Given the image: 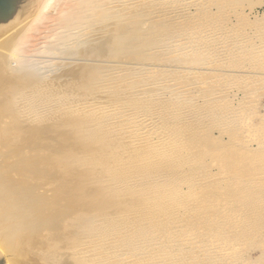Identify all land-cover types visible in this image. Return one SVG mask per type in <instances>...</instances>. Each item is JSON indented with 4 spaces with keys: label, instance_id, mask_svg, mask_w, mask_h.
Returning a JSON list of instances; mask_svg holds the SVG:
<instances>
[{
    "label": "rangeland",
    "instance_id": "1",
    "mask_svg": "<svg viewBox=\"0 0 264 264\" xmlns=\"http://www.w3.org/2000/svg\"><path fill=\"white\" fill-rule=\"evenodd\" d=\"M58 0H52L51 4H50V10L51 8L53 9V6L55 5V3ZM122 1V0H121ZM142 1V2H141ZM148 1V2H146ZM152 0H127L125 2V0H123V2L120 3L119 2L116 4V0H114L113 4H109V9L108 10H96V13H94V17H92V28H80V31H78L77 29H74L75 34L70 36V35H66V34H60V37H58L59 39H61L59 42L60 45L58 43H56V45L58 47L61 46V44H63L61 46L62 49V53L60 50V48L55 46V42L57 40V35L53 36V40L50 41V46H46L43 49H41L40 52H38L37 54H34L33 56L26 57V55H20L18 56L17 61H14V66L17 67V69L15 70H11V72L9 71V75L13 77H18L20 80L25 79V77L28 75L27 73L31 74L35 73V69L38 70L39 73H43L45 75V83H46V94L44 95L43 99L44 102H49L50 101V108L45 110L43 112V114H37L36 112H31L28 114V118L27 121L22 122L20 119L13 120L10 118L8 119L7 117H0V162L4 165H2L0 163V185L3 186L5 185L7 182L9 184H11L13 186L14 189L9 190L7 197H9V199H17V201H20L19 203L21 204L23 200L25 201V204L29 205L28 202L31 203L32 205V200L33 202L37 203L40 202V204L43 207V210L47 208V210L44 211L45 216L46 217H50V215L48 214H52L54 216V209H57L56 207L58 206V209H60L61 213V217H60V226L61 229L58 231V235H55L54 232L49 231V230H44L41 232V234L38 236L39 239L37 240H32V239H28V238H24L22 240L16 241L14 244H11L12 247L5 252L2 247H0V260L3 261L4 263V257L7 255H10L9 257H11L13 259V261H17L18 264L22 263V264H26V261L33 262L35 261H39L40 264H80L78 263V259L76 258V256L73 255V253L71 252L70 249V243L68 242L69 239L67 238V236L70 235V233H67L66 228H67V224L70 223V217L66 218V216H64L66 213L70 214L71 216H73V218L75 217H80L83 213H85L88 210V206L89 204H87L88 202L90 203L92 201V203L90 204L92 206L93 209H95V216L96 218H100L103 217L102 215L104 214H109L111 212H117L118 210H120L119 208H124L125 205H103L101 204V202L99 201V198L97 196V193L99 192V190L101 189L99 185V180L96 178L94 179L93 176H95L96 174H98L97 170H100L99 167H97L95 164H88V163H84V164H72V162L70 160H73L75 157L77 158L78 156L80 157H84V158H89L92 159L95 154V152L93 151L94 149V145L92 144H86L83 142V140L81 139V134L78 130H76L75 128L72 129L70 128V126L66 125L70 120H72V116L69 114L68 110L66 108H68L70 105L76 104V102H84V101H88V100H93L95 98L94 101L100 103V105H113L115 108L120 107L121 106V111L123 110V112H121L120 114L116 115L117 117H115L113 119V125L110 124L113 127H116L118 129V127L121 129L119 131V129L117 130V132L114 131V133L117 134H121V135H113L114 137H112L111 142L114 144H120L117 145L118 149H121L122 151L124 150H129L128 153H133L134 152V148L136 151V147L129 145L131 144V139H129L128 137H131L132 135L135 136L134 139L132 140L133 142H138L139 148L141 147H145V145L148 143H151L152 141H148L150 140V138H148V130L151 129V131H155V133H159V131L161 133H166L169 135H173L174 134L177 135H187V132H189L191 134V136L196 133L195 135H197L196 137H201V141L199 139V141L203 144V148L207 151V147L211 148V146H207L210 143H220L226 145L227 143H234L235 144V149L236 151H238L237 149H239L238 152H236V154L234 155H226L223 152H219L217 151L216 153L212 154L213 156H222V157H216L219 159V161L216 162H212L211 159V154H209L210 156H206L204 160L206 162V166H211L209 168L203 169V175L201 177H205L204 179L207 180V182H211L212 178L210 179V181L206 178L207 176L204 175H208L209 173L211 175H215L216 173L219 176H222V181H221V185H224L225 187H222V189L224 188V190L219 189V192L221 194V192H226V184L228 183V179L231 178V175H236L237 178H240V182L238 183H243L242 185L239 184L238 187L232 188L230 190L232 197L231 196H225V195H221V196H212L213 194L215 195L217 193L218 189H214V188H210L209 187H213V186H208L206 189L200 190V192L204 193L207 195V199L206 200L207 203H205V210L204 213L201 214L200 211H198L199 208H195L194 210H192V212L190 213V215L188 216V218H182V220L186 221L187 225H194L193 228L195 231L190 232L189 234H191V237L193 239V241L195 242V240H198L197 238L199 237L200 240H198V242L195 243H191L189 244V240L190 237H185V238H181L180 233L177 232V230L174 228L172 230V227L170 228L171 231L169 230V227L167 226L166 228L163 229L164 232H160L158 235H155L154 238H156L157 242H160L164 239V236H171V237H175L178 239V243H180V248H182L183 246L186 247V249H184L185 247L182 248V252L180 253H186V251H188L189 253L191 252L192 254L198 252V248L200 250L203 251V254L209 250V252L207 251L203 256L195 259L192 261H187L188 263L191 264H202L201 261H203V264H257L258 261L257 259L262 256V252H264V226L263 225L264 222L261 223L260 226L255 227V228H251V231L253 229L254 232L252 233H248L249 235H245L242 234V238H239V233L241 231V222L240 220L242 219V216H239V212L240 215H244L243 217H246L247 214H249L251 211V213H253L255 211V209L260 206L262 209V212H264V171L260 170L261 168L264 169V159L260 160L262 158H258L257 157V161L251 163L250 161L247 163L244 162V160H246V158L243 156H241V153L243 152L244 148L247 146L255 148L258 142L264 141V0H154L153 4H150V2ZM159 1V2H158ZM162 4H161V2ZM170 1V2H169ZM202 1V2H201ZM209 1V2H208ZM157 2V6L158 8H155L156 5L154 3ZM165 2H168L170 4L167 3V7L165 6ZM177 2V3H176ZM201 2V3H200ZM130 3V4H127ZM137 3V5H136ZM147 3V4H146ZM149 5L151 6H155L153 11L158 10L159 12H153L152 9L153 7H149ZM159 3L162 5H159ZM179 3V4H178ZM186 3V4H185ZM199 3V5H198ZM204 3V5H203ZM210 3V4H209ZM228 3V4H227ZM120 4V5H119ZM142 6H139V5ZM145 4V5H144ZM172 4V5H171ZM195 4V5H194ZM119 5V6H118ZM130 6V8H132L133 10H131L129 7L126 6ZM170 5V6H168ZM176 5V7H175ZM197 5V6H196ZM202 5V6H201ZM230 5V6H229ZM118 6V7H117ZM132 6V7H131ZM145 6H147V9ZM173 6V7H172ZM189 6V7H188ZM191 6V7H190ZM193 6V7H192ZM196 6V8H195ZM213 6V7H212ZM221 6V7H220ZM227 6V7H226ZM125 7V10L127 8V10L125 11H121L123 10L122 8ZM137 7H140L137 8ZM144 9H142V8ZM166 7V8H165ZM169 7V8H168ZM176 10L174 12V10ZM203 7V9H202ZM112 8V9H111ZM121 8V9H120ZM129 8V9H128ZM137 8V9H135ZM168 11H166L165 9ZM179 8V9H178ZM184 11H182L181 9ZM190 8V9H189ZM205 8V9H204ZM210 8V9H209ZM212 8V9H211ZM218 8V9H217ZM221 10H220V9ZM223 8V9H222ZM251 8V9H250ZM115 9V10H114ZM135 9V10H134ZM160 9H164V11L160 10ZM189 9V10H188ZM121 12H120V11ZM131 10V11H130ZM142 10V11H141ZM195 10V11H194ZM208 10V11H207ZM216 10V11H214ZM218 10V11H217ZM53 11V10H51ZM104 11V12H103ZM107 11V12H106ZM112 11V12H111ZM117 11V13L119 14H133L136 11L139 12L140 14V18H139V22H142L144 25L143 27L151 28L152 26H155V32L153 29H145V28H141L142 23L140 25L139 23V28L142 29L139 31L140 34V38H142V35L144 36L141 40H139V45H141V47H143L144 45H148L147 47H143V48H139V54L133 53L130 54L123 52V56H121V54L117 53L116 51H114L117 47H115V45H112L114 43H111L112 39L114 40L115 34H117L118 30H119V22L117 19V13H115ZM162 11V12H161ZM171 11V13H170ZM173 11V12H172ZM190 11V12H189ZM204 11V12H203ZM106 12V13H105ZM129 12V13H128ZM145 12H148L150 15L144 14ZM153 12V13H152ZM233 12V13H232ZM242 12V13H241ZM108 13V14H107ZM110 16V15H113ZM166 13V14H165ZM169 13V14H168ZM173 13V14H172ZM176 13V14H175ZM183 13V14H182ZM186 13V15L184 14ZM222 13V14H221ZM228 13V14H227ZM105 14V16H104ZM143 14V15H142ZM153 16H152V15ZM160 14V15H159ZM175 14V15H174ZM199 14V15H198ZM204 14V15H203ZM98 15V16H97ZM110 16V17H107ZM142 15V16H141ZM161 17H159V16ZM166 15V16H165ZM173 16L175 17V19L172 17V19H170L171 17L169 16ZM179 15V17H178ZM182 16V20H181V16ZM218 15V16H217ZM247 15V17H246ZM24 16V15H23ZM143 16H150V18L148 19L147 17L144 18ZM156 16V17H155ZM163 16V17H162ZM177 16V17H176ZM187 18H186V17ZM203 16V18H202ZM211 18H210V17ZM225 16V17H223ZM116 17V18H115ZM155 17V18H154ZM169 17V18H168ZM194 17V18H193ZM199 17V18H198ZM219 17H222L219 18ZM260 19H258V18ZM100 18V19H98ZM105 18V19H104ZM107 18V19H106ZM114 18L117 19L114 21ZM180 18V19H179ZM198 18V19H197ZM202 18V19H200ZM206 18V19H204ZM228 18V20H227ZM110 19V20H108ZM143 19V20H142ZM144 19H145V23H144ZM148 19V20H146ZM161 19V20H160ZM167 19V20H166ZM169 19V22H168ZM177 19V20H176ZM189 21H188V20ZM217 19V20H216ZM221 19V20H220ZM104 20H106L107 22H105ZM165 20V21H164ZM184 20V21H183ZM219 20V21H218ZM223 20V21H222ZM260 20V21H259ZM263 20V21H262ZM95 21V22H94ZM98 21V22H97ZM99 21L101 23V21H103L101 24H99ZM113 23H112V22ZM150 21H151V25H150ZM160 21V22H158ZM181 21V22H179ZM194 21V22H193ZM203 21V22H202ZM206 21V22H205ZM230 21V23H229ZM237 21V22H236ZM262 21V22H261ZM97 22V23H96ZM118 22V24H117ZM173 22V23H172ZM176 22H178L176 24ZM192 22V23H191ZM212 22V23H211ZM225 22V23H224ZM236 22V23H234ZM258 22V23H257ZM108 23V24H107ZM155 23H159V24H155ZM188 23V24H186ZM190 23V24H189ZM208 25H206V24ZM210 23V24H209ZM252 23V24H251ZM99 24V25H98ZM110 24V25H109ZM117 24V25H115ZM164 24V25H162ZM170 26H169V25ZM239 24V25H238ZM93 25H98L96 27H94ZM150 25V26H149ZM161 27H160V26ZM216 25V26H215ZM237 25V26H236ZM105 26V27H104ZM112 26V27H111ZM115 26V27H114ZM118 26V27H117ZM169 26V27H168ZM196 26V27H195ZM223 26V27H222ZM227 26V27H226ZM101 27V29H100ZM110 27V29H108ZM175 27V28H174ZM188 27V28H187ZM209 27V28H208ZM239 27V28H238ZM246 27V28H245ZM257 27V28H256ZM99 28V31L97 30ZM105 28V29H104ZM114 28V29H113ZM117 28V29H116ZM160 28V29H159ZM166 30H165V29ZM168 28V29H167ZM171 28V29H170ZM179 28V29H178ZM196 28V29H195ZM230 30H229V29ZM233 30H232V29ZM256 28V29H255ZM82 29V30H81ZM85 29V30H84ZM112 29V30H111ZM145 29V30H143ZM163 29V30H162ZM173 29V30H172ZM184 29V30H183ZM199 29H200V34H199ZM211 29V30H210ZM213 29V30H212ZM215 29V30H214ZM237 29V31H235ZM244 29V30H243ZM91 30H96L91 32ZM152 30V31H151ZM157 30V31H156ZM159 30V31H158ZM171 30V31H170ZM175 30V31H174ZM188 30V31H187ZM196 30V31H195ZM208 30V31H207ZM257 30V31H256ZM63 31V29L61 30ZM102 31V32H100ZM115 31V32H114ZM142 31V32H141ZM144 31V32H143ZM166 31V32H165ZM180 31V32H179ZM185 31V32H184ZM206 31V32H205ZM217 31H219L220 33H218ZM235 31V32H234ZM91 32L92 37L89 36V38L87 37ZM149 32V34L147 33ZM158 32V33H157ZM164 32V34L162 33ZM176 34H174V33ZM178 34H177V33ZM204 32V33H203ZM243 32V33H242ZM257 32V33H255ZM259 32V34H258ZM96 35H94V34ZM115 33V34H114ZM146 33V35H145ZM161 33V34H160ZM167 33V34H166ZM185 33V34H184ZM195 33V35H194ZM197 33V34H196ZM214 33V34H213ZM217 33V34H216ZM231 33V35H230ZM239 33V34H238ZM242 33V34H241ZM255 33V34H253ZM52 34V33H51ZM85 34V36H84ZM86 34H88L86 36ZM110 34V36H112V38L108 35ZM142 34V35H141ZM148 34V35H147ZM154 34V35H153ZM171 34V35H169ZM199 34V36H198ZM208 34V35H207ZM216 34V35H215ZM76 35V36H75ZM156 35V37H155ZM161 35V36H160ZM181 35V36H179ZM192 37H191V36ZM213 35V36H212ZM226 35V36H225ZM240 35L242 39L240 38ZM252 35V36H250ZM254 35V36H253ZM63 36L65 37L63 40ZM67 36H69L68 38H66ZM84 36V37H82ZM114 36V37H113ZM152 38H151V37ZM167 36V38H166ZM206 36V37H205ZM212 36V37H211ZM222 36V37H221ZM228 36V37H227ZM247 36V37H246ZM249 36V37H248ZM62 37V38H61ZM77 37V38H76ZM107 37V41L110 40V42H107V47L106 48H112L113 46L115 47L114 49L112 48V50L109 49H103L102 47L105 45L106 42H104L105 38ZM178 39H177V38ZM198 37V38H197ZM204 37V39H203ZM217 37V39H216ZM236 37V38H235ZM251 37V38H250ZM73 38V39H72ZM86 38V39H85ZM156 38V39H155ZM174 38V39H173ZM202 38V39H201ZM213 38V39H212ZM244 38V39H243ZM247 40H246V39ZM250 38V39H249ZM260 38V39H259ZM6 39V38H5ZM67 39V40H66ZM75 39V40H74ZM85 39V40H84ZM93 39V40H92ZM154 41H152V40ZM161 39V40H159ZM166 39V40H165ZM170 39V40H168ZM185 39V40H184ZM201 39V40H200ZM224 39V41H223ZM230 39V40H229ZM258 39V40H257ZM71 40V41H70ZM82 40V42H81ZM104 40V41H103ZM143 40V41H142ZM147 41L145 43H142L144 41ZM165 40V41H163ZM177 40V41H176ZM181 40V41H180ZM222 40V41H221ZM238 42H237V41ZM241 40V41H240ZM255 40V41H254ZM64 41V43H63ZM80 41V45L78 44V46L76 45L78 42ZM87 41V42H85ZM90 41V42H89ZM98 41V44H97ZM103 41V45L101 44ZM152 41V42H150ZM175 41V42H174ZM179 41V42H178ZM189 41V42H188ZM198 41V42H197ZM243 41V42H242ZM75 42V43H74ZM86 44H85V43ZM93 42V43H91ZM141 42V44H140ZM150 42V45H149ZM159 42V43H158ZM184 42V43H183ZM194 42V44H193ZM200 42V43H199ZM233 42V43H232ZM255 42V43H253ZM153 43V44H151ZM156 43V44H155ZM169 43V44H167ZM178 44L176 45H172V44ZM186 43V44H185ZM210 43V44H208ZM226 43V44H225ZM235 43V44H234ZM240 43V45L238 46V44ZM242 43V45H241ZM253 43V44H252ZM70 44V45H68ZM90 44V45H89ZM96 44V45H95ZM112 45V46H109ZM163 44V45H162ZM171 44V45H170ZM216 44V45H214ZM255 44V46H254ZM65 45H67L65 47ZM76 45V46H75ZM95 45V46H94ZM99 45V46H98ZM100 45H102L100 47ZM158 45V46H157ZM181 45V46H180ZM185 45V47H184ZM195 45V46H194ZM198 45V46H197ZM205 45V46H204ZM218 45V46H217ZM231 45V46H230ZM91 46V48H90ZM109 46V47H108ZM150 46V48H149ZM187 46V47H186ZM193 46V47H191ZM208 46V47H207ZM247 46V47H246ZM253 46V47H252ZM54 47V48H52ZM65 47V48H62ZM100 47V50L97 51V49ZM153 47V49H152ZM162 47V48H161ZM211 47V48H210ZM243 47V48H242ZM244 47L245 50H244ZM257 47V48H256ZM261 47L262 50L260 49ZM46 48V49H45ZM51 48V49H50ZM58 48V49H57ZM76 48V49H75ZM84 48V49H83ZM102 48V49H101ZM146 48V49H145ZM179 48V50H178ZM182 48V49H180ZM83 49V50H82ZM90 49V50H89ZM149 49V50H148ZM155 49V50H154ZM167 49V50H166ZM172 49V50H171ZM177 49V50H176ZM194 49V50H193ZM216 49V50H215ZM236 49V50H235ZM241 49V50H240ZM253 49V50H251ZM258 49V50H257ZM261 51H260V50ZM49 50V51H48ZM58 50V51H57ZM96 50V51H94ZM101 50H104L101 51ZM109 50V51H108ZM142 50V51H140ZM147 52H145V51ZM157 50V51H156ZM191 50V51H190ZM200 52H198V51ZM205 50V51H204ZM247 50V51H246ZM251 50V51H250ZM90 51V52H89ZM100 51L103 52L100 54ZM108 51V52H106ZM112 51V52H111ZM115 53H114V52ZM153 51V53H152ZM161 51V52H160ZM164 51V52H163ZM176 51V52H175ZM203 51V53H202ZM233 51V52H232ZM245 51V52H244ZM255 51V52H254ZM258 51V52H257ZM260 51V52H259ZM42 52V53H41ZM90 54H89V53ZM111 52V53H110ZM118 52V51H117ZM120 52V51H119ZM126 52V51H125ZM142 52H145L142 53ZM167 52V53H166ZM190 52V53H189ZM195 52V53H194ZM207 52V55H206ZM220 52V53H219ZM222 52V55H221ZM231 52V53H228ZM252 52V53H251ZM48 53V54H47ZM56 53V54H55ZM64 53V54H63ZM108 53V54H107ZM112 55H110V54ZM122 53V51H121ZM150 53V54H149ZM159 53V54H158ZM181 53V54H180ZM183 53V54H182ZM192 53V54H191ZM213 53V54H212ZM251 53V54H250ZM43 54V55H42ZM88 54V55H87ZM156 54V55H155ZM205 54V55H204ZM212 54V55H211ZM244 54L246 56H244ZM262 54V55H261ZM39 55V56H38ZM46 55V56H45ZM50 55V56H49ZM57 55V56H56ZM90 55V57H89ZM120 55V56H119ZM145 55V56H144ZM198 55V56H197ZM217 55V56H216ZM240 55V56H239ZM256 55V56H255ZM60 56V57H59ZM81 56V57H80ZM95 56V57H94ZM129 56V57H128ZM182 56V57H181ZM204 56V57H203ZM237 56V57H236ZM262 56V57H261ZM32 57V58H31ZM108 57V58H107ZM134 57V58H133ZM139 57V58H138ZM151 57V59H150ZM210 57V58H209ZM214 57V58H213ZM216 57V58H215ZM223 59H222V58ZM228 57V59H227ZM236 57V58H235ZM244 59H243V58ZM248 57V58H247ZM28 60H27V59ZM148 58V59H146ZM157 58V59H156ZM192 58V59H191ZM205 58V59H204ZM218 58V59H217ZM260 58V60H259ZM30 59V60H29ZM35 59V60H34ZM60 59V60H59ZM132 59V60H131ZM138 59V60H137ZM160 59V60H158ZM170 59V62L168 61ZM251 59H255V60H251ZM262 59V60H261ZM42 60V61H41ZM47 60V61H46ZM120 60V61H119ZM123 60V61H121ZM156 60V61H155ZM167 60V61H166ZM173 60V62L171 61ZM177 60V61H176ZM212 60V61H211ZM219 60V61H217ZM225 60V61H224ZM258 60V61H256ZM27 61V62H26ZM31 61V62H30ZM35 61V62H33ZM50 61V63H49ZM61 61V62H60ZM90 61V62H89ZM152 61V62H151ZM164 61V62H163ZM180 61V62H179ZM211 61V63H209ZM246 61V62H245ZM255 61V62H254ZM85 62V63H84ZM122 62V63H119ZM128 62V63H126ZM138 64H137V63ZM145 62V63H144ZM169 62V63H168ZM183 62V63H182ZM203 62V63H202ZM207 64H205V63ZM217 62V63H216ZM239 62V63H238ZM260 62V63H259ZM262 62V63H261ZM26 63V64H25ZM116 63V64H115ZM124 63V66H123ZM128 65H126V64ZM132 63V64H131ZM163 63V64H162ZM186 63V64H184ZM201 63V64H200ZM84 64V65H83ZM122 64V65H121ZM136 64V66L134 65ZM142 64V65H140ZM146 66H145V65ZM153 64V65H151ZM156 64V66H155ZM160 64V65H159ZM193 64V65H192ZM199 66H196V65ZM204 64V65H203ZM221 64V65H220ZM242 64V66H240ZM244 64V65H243ZM31 65V66H30ZM36 65V66H35ZM91 65V66H90ZM109 65V66H108ZM118 65V66H117ZM162 65V66H161ZM168 65V66H166ZM188 65V67H187ZM231 65V68H230ZM238 65V66H237ZM26 66V67H25ZM89 66V67H88ZM93 66V67H92ZM123 66V67H122ZM130 66V68H129ZM135 66V67H134ZM141 66V67H140ZM149 66V67H148ZM171 66V67H170ZM178 66V67H177ZM229 66V67H228ZM233 66V67H232ZM245 66V68H244ZM31 67L29 70V72L27 71L29 68ZM34 67V68H33ZM77 67V68H76ZM85 67L87 69H85ZM98 70V68L101 67V70L98 71H94L93 69ZM117 67V68H116ZM137 67L139 69H137ZM145 67V68H144ZM196 67V68H194ZM228 67V68H227ZM248 69H247V68ZM20 68V70L18 69ZM112 68L111 72L110 69ZM125 68H128L129 71L125 70ZM136 68V69H135ZM141 68V69H140ZM179 68V69H177ZM223 68V69H222ZM225 68V69H224ZM89 69V71H88ZM92 69V71L90 70ZM116 69V70H115ZM121 70V72L119 70ZM135 69V70H134ZM148 69V71H147ZM162 69V70H161ZM171 69V70H170ZM236 70L233 72H229L232 70ZM45 72H44V71ZM78 70V71H77ZM87 70V71H86ZM106 70L108 72H106ZM123 70V71H122ZM139 70V71H137ZM143 70V71H142ZM146 70V71H145ZM157 70V71H156ZM175 70V71H174ZM186 70V72H185ZM197 70V71H196ZM217 70V71H215ZM71 71V72H70ZM84 71V72H83ZM91 71V72H90ZM95 73H94V72ZM115 74H113V72ZM118 71V72H117ZM136 71V73H134ZM170 71V72H169ZM189 71V73H188ZM238 71V72H237ZM244 73H243V72ZM249 71V73H248ZM254 71V72H253ZM75 72V73H74ZM118 74H117V73ZM120 72V74H119ZM139 74H138V73ZM143 72V73H142ZM149 74H146V73ZM158 72V73H157ZM197 72V73H195ZM227 72V73H226ZM237 72V73H236ZM251 72V73H250ZM256 72V74H255ZM261 72V73H260ZM0 76L6 75L5 72H3L2 70H0ZM86 73V74H85ZM91 73V74H90ZM105 73V74H103ZM135 74V76H131V74ZM155 73V74H154ZM160 73V74H159ZM191 73V74H190ZM202 75H201V74ZM263 73V74H262ZM26 74V75H25ZM67 74V75H66ZM95 74V75H93ZM110 74V75H109ZM190 74V75H189ZM228 74V75H227ZM253 74V75H252ZM69 75V76H68ZM73 75V77H72ZM88 75V76H87ZM93 75V76H92ZM104 75V76H103ZM115 75V76H114ZM121 75V76H120ZM148 75V76H147ZM168 75V76H167ZM170 75V76H169ZM180 75V76H179ZM231 75V76H230ZM234 75V76H233ZM252 75V77H251ZM71 76V77H70ZM76 76V77H75ZM79 78H78V77ZM82 76V79H81ZM86 76V77H85ZM103 76V78L106 76L107 80H110L109 78H113L114 77H118L117 82L115 80H110V81H106L105 78H101ZM123 76V78H122ZM129 76V77H128ZM143 76V77H142ZM147 76V77H146ZM217 76V77H216ZM238 76V77H237ZM243 76V77H242ZM70 77V78H69ZM92 77V78H91ZM121 77V78H120ZM127 77V78H126ZM174 77V78H173ZM210 77V78H209ZM214 77V78H213ZM216 77V78H215ZM241 79H240V78ZM96 78V79H95ZM105 80L104 82L100 80ZM151 78V79H150ZM165 78V80H164ZM168 78V79H167ZM177 78V79H176ZM179 78V79H178ZM182 78V79H181ZM209 78V79H208ZM213 78V80L211 79ZM222 78V79H221ZM233 78V79H232ZM238 78V79H236ZM243 78V79H242ZM75 79V80H74ZM99 79V80H98ZM162 79V81H161ZM217 79V80H216ZM227 79V80H226ZM236 79V80H235ZM251 79V80H250ZM261 79V80H260ZM171 80V81H170ZM175 80V81H174ZM207 80V81H206ZM216 80V81H215ZM224 80V81H222ZM234 80V81H233ZM253 80V81H252ZM259 80V81H258ZM51 81V82H50ZM95 81V82H94ZM99 81V82H98ZM145 81V84H144ZM201 81V82H200ZM232 81V82H231ZM240 81V82H239ZM256 81V82H255ZM49 85H48V83ZM155 82V83H154ZM163 82V83H162ZM188 82V83H187ZM191 82V83H190ZM212 82V83H211ZM214 82V83H213ZM227 82V83H226ZM242 82V83H241ZM263 82V84H262ZM51 83V84H50ZM117 83V84H116ZM126 83V84H125ZM136 83V84H135ZM138 83V84H137ZM141 83H143L141 86ZM157 83V84H156ZM199 83V84H198ZM220 83V84H219ZM225 83V84H224ZM89 84V85H88ZM122 84V85H121ZM156 84V85H155ZM175 84V85H174ZM204 84V85H203ZM216 84V85H215ZM218 84V85H217ZM235 84V85H234ZM242 84V85H241ZM247 84V85H246ZM58 85V86H57ZM98 85V86H97ZM101 85V86H100ZM105 85V86H104ZM134 85L136 86V92L133 95V93H130L128 90V86L130 88V86L134 87ZM140 85V86H139ZM178 85V86H177ZM189 85V86H186ZM225 85V86H224ZM229 85V86H228ZM231 85V86H230ZM238 85V86H237ZM256 85V86H255ZM49 86V87H48ZM53 86V87H50ZM70 86V87H69ZM74 86V87H73ZM103 86V87H102ZM108 86V87H107ZM123 86V87H121ZM127 86V87H125ZM153 86V87H151ZM157 86V87H156ZM166 87L161 88V87ZM185 86V88L183 87ZM197 86V87H196ZM210 88H209V87ZM233 86V87H232ZM238 90H237V87ZM259 86V87H258ZM57 87V88H56ZM59 87V88H58ZM87 87V88H86ZM97 87V88H96ZM125 87V88H124ZM143 87V88H142ZM155 87V88H154ZM160 87V88H159ZM170 87V88H169ZM183 89H182V88ZM208 87V88H207ZM230 87L232 89H230ZM251 87V88H249ZM262 87V88H261ZM51 88V89H50ZM53 88V90H52ZM56 88V89H55ZM99 88V89H98ZM111 88V89H110ZM115 88H120L122 90H117ZM124 88V89H123ZM127 88V89H126ZM204 88V89H203ZM220 88V89H218ZM240 88V89H239ZM60 91H59V90ZM88 89V90H86ZM104 89V90H103ZM152 89V90H151ZM164 89V90H163ZM188 89V90H187ZM200 89V90H199ZM217 92H216V90ZM226 89V90H225ZM251 89V90H250ZM14 88L13 87H9V89L7 91H5L8 94H5L2 96L3 102L6 103L8 100V96H10L9 94H11L13 92ZM101 90V91H99ZM107 92H106V91ZM110 90V91H109ZM124 90V91H123ZM128 90V92L126 91ZM162 90V91H157ZM166 90V91H165ZM168 90V91H167ZM173 91L174 93H172L171 91ZM180 92H179V91ZM186 90V91H185ZM222 90V92L220 91ZM253 90V91H252ZM54 91V94H53ZM91 91H93L91 93ZM105 91V93H104ZM113 91V92H112ZM156 91V92H155ZM170 91V92H169ZM184 91V92H183ZM200 93H199V92ZM228 91V92H227ZM249 91V92H248ZM252 91V92H251ZM61 92V95H60ZM101 92V93H100ZM123 92V93H122ZM152 92V94H151ZM162 92V93H161ZM165 92V95H164ZM169 92V93H167ZM183 92L185 95H183ZM248 92V93H247ZM49 93V94H48ZM113 95H112V94ZM121 93V94H120ZM128 93V94H127ZM141 93V94H140ZM143 93V94H142ZM145 93V94H144ZM173 95H172V94ZM187 93V94H186ZM198 95H195V94ZM221 93V94H220ZM223 93V94H222ZM245 93V94H244ZM52 94V95H51ZM58 94V95H56ZM64 94V95H63ZM137 94V95H136ZM182 94V95H180ZM195 97H194V95ZM210 94V95H209ZM247 94V95H246ZM251 94V95H248ZM48 95V96H47ZM50 95V96H49ZM104 95V96H103ZM120 95V96H119ZM131 97H129V96ZM136 95V96H135ZM140 97H139V96ZM142 95V96H141ZM149 95V96H148ZM160 95V96H159ZM176 95V97H175ZM178 95V96H177ZM206 95V96H205ZM235 97H233V96ZM54 98H52V97ZM74 96V97H73ZM116 96V97H115ZM119 96V97H118ZM133 96V97H132ZM153 96V97H152ZM193 96V97H192ZM197 96V97H196ZM214 96V97H213ZM221 96V97H220ZM228 96V97H227ZM50 97V98H49ZM59 97V98H58ZM61 97V98H60ZM123 97V98H122ZM147 97V98H146ZM157 97V98H156ZM161 97V98H160ZM174 97V98H173ZM199 97V98H198ZM201 97V98H200ZM206 99H205V98ZM216 97V98H215ZM223 97V98H222ZM233 97V98H232ZM249 97V98H247ZM254 97V98H251ZM57 102L55 104H53V100L57 99ZM67 98V99H66ZM73 98V99H71ZM98 98V99H97ZM103 98V99H102ZM115 98V99H114ZM123 100H122V99ZM125 98H129L128 100H126ZM133 98V99H132ZM138 101H136L137 99ZM145 98V99H144ZM153 98V99H151ZM165 98L168 100H165ZM212 98V99H211ZM214 98V99H213ZM220 98V99H219ZM225 98H227V100L224 102ZM229 98V99H228ZM231 98V99H230ZM249 99V100H246ZM251 98V99H250ZM60 99V100H59ZM80 99V100H79ZM132 99V100H131ZM140 99V101H139ZM151 99V100H150ZM155 99V100H154ZM173 99V100H172ZM176 99V101H175ZM194 99V100H193ZM205 99V100H204ZM210 99V100H209ZM101 100V101H100ZM123 101V102H119V101ZM159 100V101H158ZM165 100V101H164ZM185 100H186V104H185ZM203 104H202V102ZM210 102H209V101ZM211 100L212 103L211 104ZM214 100V101H213ZM220 100V101H219ZM106 101V102H105ZM109 101V102H108ZM115 101V102H114ZM131 103H130V102ZM147 101V102H146ZM164 101V102H163ZM179 103H178V102ZM253 103H252V102ZM80 102V104H81ZM104 102V103H103ZM108 102V104H107ZM114 102V103H113ZM129 103V106L127 105V103ZM140 102V103H139ZM142 102V103H141ZM172 102V103H171ZM181 102V103H180ZM197 104H196V103ZM200 102V103H199ZM207 102V103H206ZM229 102V106L227 103ZM250 102V103H248ZM256 102V103H255ZM106 103V104H105ZM116 103V105H115ZM119 103H123L126 106L129 107V109L121 104L119 105ZM155 103V104H154ZM164 103V104H163ZM170 103V104H169ZM199 103V104H198ZM206 103V104H205ZM233 103V104H232ZM252 103V104H251ZM79 104V103H78ZM118 104V105H117ZM134 104V105H133ZM136 104H138L136 106ZM140 104V106H139ZM151 104V105H149ZM161 104V105H160ZM167 104V105H166ZM177 104V105H176ZM181 104V105H179ZM183 104V105H182ZM220 108H219V106ZM221 104L222 107H221ZM225 104V105H224ZM232 104V105H231ZM245 104V105H244ZM56 105V106H55ZM144 105V107L142 106ZM146 105V108H145ZM159 105V106H158ZM185 105V106H184ZM192 105V109L191 106ZM195 105V106H194ZM198 105V107H197ZM212 106V108H215V113L213 117H216V120L214 121L211 117L208 118V115H206V113L208 114L207 109H209L208 106ZM60 106V107H59ZM124 106V107H123ZM148 106V107H147ZM153 106V107H152ZM166 106V107H164ZM171 106V107H170ZM180 106V107H179ZM182 106H184L182 108ZM196 110H195V108ZM206 108H205V107ZM210 106V108H211ZM217 106V108L215 107ZM228 106V107H227ZM248 106V107H247ZM55 107V108H54ZM65 107V108H64ZM123 107V108H122ZM143 107V108H142ZM151 107V108H150ZM157 109H156V108ZM163 107V108H161ZM168 107V108H167ZM187 107V109H186ZM190 107V108H188ZM234 107H236V110L233 111V109H235ZM244 107V108H242ZM251 107V108H250ZM54 108V109H53ZM64 108V109H63ZM130 108L132 110H130ZM137 108V109H136ZM139 108V119L142 116L148 115L149 114L153 115L154 117L158 116V122L150 125L149 123H151V121H148V118H144V122L139 121L140 126L133 128L131 126H134L135 124L131 125L129 116L128 118L126 117L127 113H134V111H138ZM154 108V109H152ZM160 108V109H159ZM166 108V109H165ZM176 108V109H175ZM182 108V109H181ZM222 108V109H221ZM225 108V109H224ZM233 108V109H232ZM240 108V109H239ZM129 111H127V110ZM142 109V112H141ZM150 109V110H149ZM199 109V110H198ZM206 109V110H205ZM231 109V110H230ZM248 109V110H247ZM251 109V110H250ZM60 110V111H59ZM126 110V112H125ZM151 110H153L151 112ZM157 110V111H156ZM174 110V111H173ZM182 110V111H181ZM190 110V112L188 111ZM222 110H226L225 112ZM58 111V112H57ZM176 111V112H175ZM195 111V112H193ZM67 112V113H66ZM85 113L84 110H82L81 112L78 113L79 117H88V116H83L82 113ZM100 112V111H99ZM95 111L94 114H92L94 117H101L102 113ZM141 112V113H140ZM144 112V113H143ZM146 112V113H145ZM149 112V113H148ZM166 112V113H165ZM184 112V115H183ZM200 112V113H199ZM204 112V113H203ZM206 112V113H205ZM228 112V113H227ZM46 113V114H45ZM63 113V114H62ZM126 113V114H125ZM143 113V114H142ZM154 113V114H153ZM159 113V114H157ZM162 113V114H161ZM168 113V114H167ZM172 113V114H171ZM179 113V115H183L182 117L177 114ZM181 113V114H180ZM189 113V114H188ZM192 113V114H191ZM224 113V114H223ZM250 113V114H249ZM18 111L15 110V113L13 115H17ZM34 114V115H33ZM49 114V115H48ZM54 114V116H53ZM65 114V115H64ZM96 114L98 116H96ZM141 114V116H140ZM167 114V116H166ZM202 114V115H201ZM217 114V115H216ZM30 115V116H29ZM47 115V116H44ZM69 115V116H68ZM104 115V114H103ZM151 115V116H152ZM165 117H164V116ZM174 117H173V116ZM177 115V117H176ZM194 115V116H193ZM225 115V116H224ZM229 115V116H228ZM257 115V116H256ZM38 116V117H36ZM60 118H58V117ZM71 116V117H70ZM75 116V115H74ZM115 116V115H114ZM122 116V117H121ZM126 118H125V117ZM192 116V117H190ZM200 116L202 117V120H200ZM204 116H206L208 119H205ZM243 116V117H242ZM40 117V118H39ZM43 117V118H42ZM65 117V118H64ZM159 117L161 119H159ZM163 117V118H162ZM170 117V118H169ZM190 117V119L196 120L195 124L192 125L190 122V119H188ZM199 117V118H197ZM226 117V118H224ZM249 117V118H248ZM4 118V119H3ZM118 118V119H117ZM165 118V119H164ZM182 121H181V119ZM194 118V119H192ZM228 118V119H227ZM235 118V119H234ZM15 119H17L15 117ZM33 119V120H32ZM70 119V120H69ZM168 121H167V120ZM181 123H180V121ZM188 120L187 122L189 123V126L192 127L188 129V124L185 123L186 120ZM205 119V120H204ZM210 119H212V121H210ZM224 121H223V120ZM226 119V121H225ZM246 119V120H245ZM4 120V121H3ZM10 120V121H9ZM35 120V121H34ZM116 120V121H115ZM128 120V122H127ZM161 122H160V121ZM163 120V121H162ZM169 120H173L169 121ZM198 120V121H197ZM221 120L223 122H221ZM4 123H3V122ZM7 121L9 122L10 126V130L13 131L12 136H8V135H4L3 133V128L5 127V124L7 123ZM19 121V122H18ZM121 121V122H120ZM123 121V122H122ZM205 121H207L205 123ZM218 123H217V122ZM232 121V122H231ZM237 121V122H236ZM243 123H242V122ZM118 122V123H117ZM132 122V121H131ZM148 122V123H147ZM164 122V123H163ZM167 122V123H166ZM194 122V121H193ZM203 122V123H200ZM209 122V124H208ZM215 122V124L213 123ZM229 122V124L227 123ZM239 122V123H238ZM248 122V123H247ZM112 123V122H110ZM122 123V124H121ZM124 123V124H123ZM145 123V124H144ZM178 123V124H177ZM197 123V124H196ZM221 123V124H220ZM227 123V124H225ZM231 123V124H230ZM129 124V125H127ZM147 124V125H146ZM159 126V130L158 126ZM183 124V126L181 125ZM207 126H206V125ZM213 124V125H210ZM219 124V125H218ZM225 124V125H224ZM247 126H246V125ZM3 125V126H2ZM118 125V126H117ZM143 125V126H142ZM145 125V126H144ZM156 125V126H155ZM177 125V126H176ZM185 125V126H184ZM198 127H197V126ZM202 125V126H201ZM204 125V126H203ZM217 125V126H216ZM223 125V126H222ZM232 125V126H230ZM68 126V127H67ZM122 126V127H120ZM172 126V127H171ZM182 126V128L180 127ZM201 126V127H200ZM213 126V127H212ZM220 126V128L218 127ZM230 126V127H229ZM234 126H238V128L234 127ZM242 126V127H241ZM130 127V128H129ZM144 127V129H143ZM150 127V128H149ZM152 127H154V129H152ZM157 127V128H156ZM162 127V128H161ZM166 129H165V128ZM185 127H187V131L186 129H184ZM194 127V128H193ZM204 127H207L204 129ZM223 127V128H222ZM138 129L137 131H135L134 129ZM142 130H141V129ZM173 128V130H172ZM182 132H181V129ZM201 128V129H200ZM203 128V129H202ZM212 132H211V129ZM226 128V129H225ZM229 128V129H228ZM234 128V129H233ZM236 128V129H235ZM249 128V129H247ZM252 128V129H251ZM163 129H165L163 131ZM184 129V131H183ZM196 132L193 133L194 130ZM210 129V130H209ZM231 129V130H230ZM37 130L41 131L39 135H37L38 133H36V136L34 134V132ZM45 130V131H44ZM157 130V131H156ZM174 130L176 132H174ZM179 130V131H178ZM191 130V131H190ZM220 130V131H219ZM228 130V131H227ZM243 130V131H242ZM131 131V132H130ZM133 131V132H132ZM224 131V133H222ZM147 132V133H146ZM172 132V134H171ZM184 132V133H183ZM186 132V133H185ZM202 132V133H201ZM232 132V134H231ZM12 133V132H11ZM15 133V134H14ZM143 133V134H142ZM146 133V134H145ZM198 133V134H197ZM208 133H210L208 135ZM34 134V135H33ZM123 134H126V136L124 137ZM189 134V136H190ZM207 134V135H206ZM25 135V136H24ZM100 135V134H99ZM146 137H145V136ZM204 135V136H202ZM206 135V136H205ZM224 135V136H223ZM245 135V137H244ZM261 135V136H260ZM16 136V137H15ZM116 136L118 137L116 139ZM120 136V137H119ZM172 136V137H173ZM210 139H209V137ZM9 137H12L11 139ZM75 137V139H74ZM80 137V138H79ZM124 137V138H123ZM203 137V138H202ZM233 137V139L231 138ZM240 140H239V138ZM263 137V138H261ZM24 138V139H22ZM148 138V139H147ZM181 138V137H180ZM207 138V139H206ZM217 138V139H216ZM245 138V139H244ZM247 138H249L247 140ZM129 139V140H128ZM203 139V141H202ZM206 139V140H205ZM238 139V140H237ZM257 139V140H256ZM6 140V141H5ZM10 140V141H8ZM117 140V141H116ZM120 140V141H119ZM243 142H242V141ZM250 140V141H249ZM255 140V141H254ZM22 141V142H21ZM82 143H81V142ZM119 141V142H118ZM125 141V142H124ZM180 141V140H179ZM193 141V140H191ZM237 141V142H236ZM241 141V143H240ZM258 141V142H257ZM80 142V143H79ZM193 142H197V141H193ZM222 142V143H221ZM238 143V145L236 146V143ZM246 142V143H245ZM10 143V144H9ZM122 143V144H121ZM125 143V144H124ZM129 143V144H128ZM199 143V142H198ZM7 144V145H6ZM9 144V145H8ZM73 144V146H72ZM78 144V145H77ZM85 144V145H84ZM124 144V145H123ZM91 145V146H90ZM137 145V144H136ZM240 145V146H239ZM242 145V146H241ZM245 145V147H243ZM8 146V147H7ZM91 147V148H89ZM239 147V148H238ZM199 149H202V147H198ZM243 148V149H242ZM76 149V150H74ZM202 149V150H204ZM204 150V152H206ZM94 153H93V152ZM242 151V152H241ZM8 152V153H7ZM86 153V154H85ZM89 153V154H88ZM221 154V155H220ZM229 154V153H227ZM4 155V156H3ZM10 156V157H9ZM214 156V157H215ZM231 156V157H229ZM242 158H240V157ZM2 157V158H1ZM71 157L73 159H71ZM226 157V158H225ZM227 157L229 159H227ZM5 158V159H4ZM221 158V160H220ZM240 158V159H239ZM3 159L5 161H3ZM9 159V160H8ZM251 159V158H250ZM7 160V163H5ZM229 160V161H228ZM241 160V161H240ZM10 161V162H8ZM222 161V162H221ZM227 161V162H226ZM22 163L19 164V163ZM232 162V163H231ZM234 162V163H233ZM244 162V163H243ZM10 163V164H9ZM252 165H251V164ZM261 163V164H260ZM6 164V165H5ZM87 164V165H86ZM230 165L229 167L226 165ZM233 164V165H232ZM238 164V165H236ZM245 164V165H244ZM259 164V165H258ZM18 167H17V166ZM70 165V166H69ZM86 165V166H85ZM73 166V167H72ZM93 166V167H92ZM218 166V167H217ZM239 169H237L236 168ZM247 166V167H246ZM256 166V167H255ZM220 167V168H219ZM246 167V168H245ZM249 167V168H248ZM18 168V170H17ZM20 168V169H19ZM96 168V169H95ZM223 168V169H222ZM251 168V169H250ZM256 168V169H255ZM94 171H93V170ZM219 169V170H218ZM235 169V170H234ZM222 170V171H221ZM11 173H10V172ZM207 171V172H205ZM214 171V172H212ZM222 172V173H220ZM236 172V173H235ZM7 173V175H6ZM205 173V174H204ZM244 173V174H243ZM252 173V174H251ZM73 174V175H72ZM209 174V175H210ZM224 174V175H223ZM229 174V176H227ZM254 174V175H253ZM259 174V175H257ZM92 175V176H91ZM234 175V176H235ZM253 175V176H251ZM11 176V177H10ZM92 177L93 180H89V182L84 180V178L86 177ZM250 176V177H249ZM257 176V177H256ZM245 177V178H244ZM215 178V177H214ZM213 178V179H214ZM224 178V179H223ZM228 178V179H226ZM248 178V179H247ZM250 178L252 180H250ZM255 178V179H254ZM10 179V180H9ZM226 179V180H225ZM257 179V180H256ZM84 180V182H83ZM95 180V181H94ZM251 182H250V181ZM255 180V181H253ZM213 181V180H212ZM250 182L251 185H249V183L246 184V182ZM15 182V183H14ZM97 182V183H96ZM263 182V183H262ZM93 183V185L91 184ZM14 184V185H13ZM22 184V185H21ZM86 184V185H85ZM89 186H88V185ZM246 184V185H244ZM254 184V185H253ZM259 184V185H258ZM262 184V185H260ZM228 185V184H227ZM248 185V186H247ZM253 185V186H252ZM240 186V187H239ZM242 186V187H241ZM246 186V187H245ZM263 186V187H261ZM89 187V188H88ZM251 187V188H250ZM16 188V189H15ZM244 188V189H243ZM254 188V189H253ZM237 189V190H236ZM251 189V190H250ZM14 190V191H13ZM18 190V192L16 191ZM24 190V191H22ZM208 190V191H207ZM213 190V191H212ZM221 190V191H220ZM234 190V191H233ZM237 192H236V191ZM242 190V191H241ZM245 190V191H244ZM250 190V192L248 191ZM256 190V191H255ZM89 191V192H87ZM216 191V193L214 192ZM206 192V193H205ZM21 193H25L24 194V199L22 198ZM210 193V196H209ZM212 193V194H211ZM222 193V194H223ZM240 193V194H239ZM244 193V194H243ZM255 193V194H254ZM260 193V194H259ZM262 193V194H261ZM31 194H36L31 195ZM92 194V195H91ZM16 196V197H14ZM19 196V197H18ZM40 196V197H39ZM138 197V194H135V197ZM212 196V197H211ZM235 196V198H234ZM238 196V197H237ZM254 196V197H253ZM256 196V197H255ZM263 196V197H262ZM26 197V198H25ZM39 197V199H38ZM43 197V198H42ZM58 197V200H57ZM218 197V198H217ZM223 197V198H222ZM246 197V198H245ZM45 198V199H44ZM128 198V197H127ZM221 198V199H219ZM230 198V199H228ZM234 198V200H233ZM240 198V199H239ZM255 198V199H254ZM23 199V200H22ZM35 199V200H34ZM38 201H37V200ZM42 199V200H40ZM55 199L57 200V205L55 204ZM124 199V198H123ZM225 199V200H224ZM254 199V200H253ZM262 199V200H261ZM220 200V202H219ZM228 200V201H227ZM233 200V201H232ZM249 200V201H248ZM263 201L262 202H260ZM37 201V202H36ZM54 201V202H53ZM97 201V202H96ZM222 201V202H221ZM232 201V202H231ZM235 201V202H234ZM245 201V202H244ZM250 201H258V203H247ZM100 202V203H98ZM239 202V203H238ZM242 202V204H241ZM244 202V203H243ZM45 203L47 206H45ZM51 203V204H50ZM53 203V205H52ZM60 203V205H59ZM210 203V204H209ZM220 203V204H219ZM231 203V205H230ZM238 203V204H237ZM214 204V205H212ZM227 204V205H226ZM241 204V205H240ZM247 207H245L244 205ZM255 206H254V205ZM260 204V205H259ZM262 204V206H261ZM94 205V206H93ZM100 205V206H99ZM210 205V206H209ZM216 205V206H215ZM219 205V206H218ZM229 205V206H228ZM237 207H236V206ZM239 205V206H238ZM249 205V207L247 206ZM258 205V206H257ZM116 208H115V207ZM202 206V205H201ZM224 206V207H223ZM241 206V208H240ZM251 206V207H250ZM254 208H253V207ZM228 207V208H227ZM235 207V208H234ZM256 207V208H255ZM54 208V209H52ZM226 208V209H225ZM232 208V209H231ZM246 208V209H245ZM252 208V209H251ZM197 209V210H196ZM202 209V208H201ZM209 209V210H208ZM212 209L213 212H211L210 210ZM235 209V210H234ZM242 209H244V211H242ZM254 209V211H253ZM53 210V211H52ZM229 210H233L232 212ZM247 210V211H245ZM51 211V212H50ZM196 213H195V212ZM216 211V212H215ZM235 211V212H234ZM238 211V212H237ZM242 211V212H241ZM205 212H208V214H206V217L203 218V216H205ZM219 212V214H218ZM230 212V213H228ZM246 212V214H245ZM248 212V213H247ZM199 213V214H198ZM217 213V215H216ZM223 213V215H222ZM233 213V215H231ZM17 214V213H16ZM186 216L185 213H183ZM201 214V215H200ZM212 214V215H211ZM260 215L261 212H259ZM48 215V216H47ZM51 215V216H52ZM80 215V216H79ZM192 215V216H191ZM221 215V216H219ZM227 215V216H226ZM231 215V216H228ZM56 216V215H55ZM198 216V217H197ZM192 217L194 220H192ZM197 217V218H196ZM220 217V218H219ZM230 217V218H229ZM234 217V218H233ZM241 217V218H240ZM191 218V219H189ZM201 218V219H200ZM208 218V219H207ZM213 218V219H212ZM229 218V220H228ZM237 218L240 220L237 221V223H239L238 227L237 225L235 226L234 224L231 225H227V222H229L231 220V223L235 222L233 221L234 219L237 220ZM59 219V218H58ZM196 219V220H195ZM222 220V221H219ZM189 220V221H188ZM205 220V221H204ZM210 220V222H209ZM219 222V224H221V227L217 228L215 227L216 224H213L214 222ZM225 220V222H224ZM197 221V222H196ZM207 221V223H206ZM227 221V222H226ZM189 222V223H188ZM213 222V223H212ZM185 223V224H186ZM192 223V224H191ZM214 226H212V224ZM182 224V223H180ZM224 225V226H223ZM233 225V226H232ZM182 226V225H181ZM202 226L204 228H202ZM223 226V227H222ZM226 226V227H225ZM235 226V227H234ZM183 227V226H182ZM215 227V228H214ZM237 227V229H236ZM260 227V228H259ZM262 227V228H261ZM189 228V227H188ZM212 228V229H210ZM225 228V229H224ZM228 231H227V229ZM239 228V229H238ZM257 228V229H256ZM259 228V229H258ZM192 229V230H193ZM199 229V230H198ZM220 229V231H219ZM222 229V232H221ZM234 229V231H232ZM182 230H185L184 228ZM226 232H223L225 231ZM230 230V233H229ZM258 232H257V231ZM167 234H165L166 232ZM217 231V232H216ZM221 233H219V232ZM238 231V232H237ZM173 232V233H172ZM197 232V233H196ZM203 232V233H202ZM213 232V234H211ZM234 232V233H231ZM237 232V233H236ZM150 232H148V236ZM163 233V235H161ZM171 233V234H170ZM177 235H176V234ZM227 235V233H229V235L225 236H219L224 234ZM261 233V234H259ZM174 234V235H173ZM196 234V236H194ZM201 234V235H199ZM207 234V235H206ZM209 234V235H208ZM218 234V235H217ZM235 234V235H234ZM238 234V235H237ZM259 234V235H258ZM160 235V236H159ZM193 235V236H192ZM212 235V236H211ZM217 237H216V236ZM232 235V236H231ZM253 235V236H252ZM54 236V237H53ZM151 236V235H150ZM198 236V237H197ZM201 236V237H200ZM204 238H203V237ZM211 236V237H210ZM230 238H229V237ZM246 236V238H245ZM251 237V240H249ZM159 237V238H158ZM208 239H205V238ZM215 237V238H214ZM262 237V238H261ZM159 240H158V239ZM181 238V239H180ZM194 238H196L194 240ZM204 240H203V239ZM223 238V239H222ZM228 238V240H227ZM253 238V239H252ZM59 239V240H58ZM134 239V240H133ZM211 239V240H210ZM216 242H213L214 240ZM234 239V242L233 240ZM244 239V240H243ZM248 239V241H247ZM256 239V240H255ZM66 240V241H65ZM68 240V241H67ZM135 241V244H139V239L137 236H134L131 238L130 243H128L129 248L131 246H134L133 244H131V242ZM137 240V241H136ZM155 240V242H156ZM181 240V241H180ZM188 240V241H187ZM191 240V239H190ZM202 240V241H201ZM207 243H205L206 241ZM213 240V241H212ZM238 240V242H236ZM245 241L244 243H240L239 241ZM21 241V242H20ZM208 241L209 242L208 244ZM222 241V242H221ZM228 241V242H227ZM232 241V242H231ZM203 243V245L201 243ZM214 245H213V243ZM225 242V243H224ZM19 243V244H18ZM24 243V244H23ZM186 243V244H185ZM200 243V245H199ZM222 243V244H221ZM224 243V245H223ZM234 243V244H233ZM237 243V244H236ZM239 243L241 244V246L239 245ZM247 243V244H246ZM250 243V244H249ZM30 244V245H29ZM32 244V245H31ZM190 247H189V245ZM215 250L213 249V246L216 247ZM219 244V247H218ZM228 244V245H227ZM236 244V246H235ZM261 244V245H259ZM14 245V246H13ZM183 245V246H182ZM197 245V246H196ZM199 245V246H198ZM239 245V246H238ZM263 245V246H262ZM25 246V248H24ZM41 246V247H40ZM146 246V245H144ZM142 246V248L144 247ZM177 246V245H176ZM182 246V247H181ZM203 246V247H202ZM206 246V247H205ZM220 246L222 248H220ZM229 246V247H228ZM233 246V247H232ZM247 248H245V247ZM251 246V247H250ZM61 247V248H60ZM178 247V246H177ZM197 247L196 249L193 248ZM228 247V248H227ZM232 247V248H231ZM250 247V248H249ZM261 247V248H260ZM132 248V247H131ZM130 248V252H134V254L137 253V251H134L135 249H131ZM226 251H225V249ZM237 250H234L236 249ZM31 249V250H30ZM33 249V250H32ZM44 249V250H43ZM145 249V248H144ZM141 249V250H144ZM147 248L145 249L146 252H152L154 251V249H150ZM190 249V251H189ZM206 249V250H205ZM212 249V250H211ZM219 249V250H217ZM223 249V250H221ZM239 249V250H238ZM254 249V250H253ZM3 250V251H2ZM21 250V251H20ZM132 250V251H131ZM164 250H167V247H164ZM214 250V251H213ZM262 250V251H261ZM67 251V252H66ZM69 251V252H68ZM139 251V250H138ZM211 251V252H210ZM213 251V252H212ZM216 251V253H215ZM230 254H229V252ZM14 254H12V253ZM36 252V253H34ZM163 252V254L165 253V251H161ZM219 252V254L217 253ZM232 252L234 255H232ZM26 253V254H25ZM31 253V254H30ZM183 253V254H184ZM227 253V254H226ZM241 255H239V254ZM25 256H22V255ZM30 254V255H29ZM35 254V255H34ZM139 254V252L137 253ZM212 254V255H211ZM214 254V255H213ZM229 254V255H228ZM33 255V256H32ZM216 255V256H215ZM218 255V256H217ZM228 255V257H227ZM17 256V257H16ZM58 256V257H57ZM138 258L133 257L132 259H130L129 261H127L125 264H138V259L139 255H136ZM210 256H213L212 258ZM222 256H225L224 259ZM242 259V260H240ZM244 256V257H243ZM249 256V257H248ZM259 256V257H258ZM16 257V258H15ZM28 257V258H26ZM31 257L32 260L29 258ZM230 257V258H229ZM232 257V258H231ZM255 257H258L257 259ZM22 258V259H21ZM204 258V259H203ZM209 258V260H208ZM216 258V259H215ZM238 258V259H236ZM247 258V259H246ZM253 260L251 261L250 260ZM255 258V260H254ZM21 259V262H20ZM26 259V260H24ZM224 261H223V260ZM77 260V261H76ZM229 260V261H228ZM236 260V261H235ZM248 260V261H247ZM57 261V262H56ZM196 261V262H195ZM215 261V262H214ZM222 261V262H221ZM228 261V263H227ZM232 261V262H231ZM243 261V262H242ZM246 261V262H245ZM250 261V263H249ZM47 262V263H46ZM135 262V263H134ZM207 262V263H206ZM213 262V263H212ZM224 262V263H223ZM254 262V263H253ZM95 264H98V262H94ZM175 263V262H174ZM173 263V264H174ZM185 262H182V264H184ZM124 264V263H123ZM177 264V263H176ZM181 264V263H179Z\"/></svg>",
    "mask_w": 264,
    "mask_h": 264
},
{
    "label": "bare ground",
    "instance_id": "2",
    "mask_svg": "<svg viewBox=\"0 0 264 264\" xmlns=\"http://www.w3.org/2000/svg\"><path fill=\"white\" fill-rule=\"evenodd\" d=\"M119 2V0H116V4ZM127 0H125L126 2ZM134 1V0H133ZM137 1V0H136ZM144 1V0H143ZM153 1L152 0L150 2V4H153ZM157 1V0H156ZM167 1V0H166ZM171 1V0H170ZM169 1V2H170ZM174 1V0H173ZM176 1V0H175ZM28 2H32L31 5L29 6H25L24 8V12L18 17L17 19V23L14 24V25H11L9 27H6V28H0V70H2L3 72H5L6 75H3L2 73V76H0V117H7L8 119L10 118L13 119V120H18L20 119L22 122H25L27 121V118H28V114L30 113V110L31 112H36L37 114H43V112L47 109L50 108V101L49 102H44L43 97L44 95L47 93L46 90V79H45V75L43 73H39L38 70L35 69V73L31 74L30 73H27L28 75L25 77V79L23 80H20L18 77H13L9 75V71L11 72V70H15L17 69L16 66H14V61H17L18 59V56L20 55H26V57H29L30 56H33L34 54H37L38 52L41 51V49H43L44 47L46 46H50V41L53 40V36L57 35V40L55 42V46L58 47L56 45V43H58L60 45V43L62 42H59L61 39H59L58 37H60V34H66V35H74L75 34V31L74 29H77L78 31H80V28H85L88 30V28H92V17H94V13H96V10H108L109 9V4H113L114 3V0H58L55 5L53 6V9L51 8V11L50 10V4L52 2V0H28ZM123 2V0L121 1L120 0V3ZM142 2V1H141ZM148 2V1H146ZM155 2V1H154ZM159 2V1H158ZM161 2V1H160ZM202 2V1H201ZM200 2V3H201ZM209 2V1H208ZM124 3V2H123ZM167 3L168 2H165V6L167 7ZM177 3V2H176ZM122 4V3H121ZM127 4H130V3H127ZM147 4V3H146ZM155 5L157 4L154 3ZM162 4V2H161ZM159 3V5H161ZM170 4V3H168ZM179 4V3H178ZM186 4V3H185ZM210 4V3H209ZM228 4V3H227ZM120 5V4H119ZM118 5V6H119ZM137 5V3H136ZM145 5V4H144ZM172 5V4H171ZM195 5V4H194ZM199 5V3H198ZM204 5V3H203ZM117 6V7H118ZM139 6H142L141 4ZM148 6L151 7L148 3ZM170 6V5H168ZM197 6V5H196ZM195 6V8H196ZM200 6V5H199ZM202 6V5H201ZM230 6V5H229ZM126 7H129L130 6H126ZM132 7V6H131ZM147 8V6H145ZM153 7V6H152ZM155 7V6H154ZM154 7L152 9V11L154 10ZM162 7V5H161ZM165 7V8H166ZM173 7V6H172ZM171 7V8H172ZM176 7V5H175ZM189 7V6H188ZM191 7V6H190ZM193 7V6H192ZM213 7V6H212ZM221 7V6H220ZM227 7V6H226ZM128 8V9H129ZM140 9V7H137ZM135 8V9H137ZM142 8V7H141ZM155 8H158V6L156 5ZM164 8V9H165ZM169 8V7H168ZM112 9V8H111ZM121 9V8H120ZM123 10L121 11H124L125 10V7L122 8ZM131 10H133L132 8H130ZM134 9V10H135ZM143 9V8H142ZM147 9H150V8H147ZM159 9V8H158ZM164 9H160L162 11L165 12ZM173 9V8H172ZM179 9V8H178ZM181 9V8H180ZM190 9V8H189ZM188 9V10H189ZM203 9V7H202ZM205 9V8H204ZM210 9V8H209ZM212 9V8H211ZM218 9V8H217ZM220 9V8H219ZM223 9V8H222ZM251 9V8H250ZM115 10V9H114ZM127 10V8H126ZM125 10V11H126ZM130 10V11H131ZM138 10V9H137ZM144 10V9H143ZM174 10V9H173ZM182 10V9H181ZM221 10V9H220ZM95 11V12H94ZM120 11V10H119ZM120 11V12H121ZM128 11V10H127ZM142 11V10H141ZM157 12H159L158 10H156ZM156 11H153L154 13ZM161 11V12H162ZM168 11V9L166 10ZM176 10H174L175 12ZM183 11V10H182ZM195 11V10H194ZM208 11V10H207ZM216 11V10H214ZM218 11V10H217ZM94 12V13H93ZM104 12V11H103ZM107 12V11H106ZM105 12V13H106ZM112 12V11H111ZM152 12V13H153ZM173 12V11H172ZM177 12V11H176ZM184 12V11H183ZM190 12V11H189ZM204 12V11H203ZM117 13V11L115 12ZM115 13H112L113 15H110V16H113L114 17V14ZM129 13V12H128ZM148 12H145L144 14H147ZM160 13V12H159ZM171 13V11H170ZM233 13V12H232ZM242 13V12H241ZM108 14V13H107ZM118 14V13H117ZM162 14V13H160ZM159 14V15H160ZM166 14V13H165ZM169 14V13H168ZM173 14V13H172ZM176 14V13H175ZM174 14V15H175ZM183 14V13H182ZM186 15V13H184ZM222 14V13H221ZM228 14V13H227ZM24 15V16H23ZM143 15V14H142ZM141 15V16H142ZM148 15H150L148 13ZM152 15V14H151ZM154 15V14H153ZM152 15V16H153ZM158 15V16H159ZM173 16H169L171 17L170 19H172V17L175 19V17ZM199 15V14H198ZM204 15V14H203ZM98 16V15H97ZM105 16V14H104ZM107 15V17H110ZM140 14L138 11H136L135 13L129 15V14H118L117 15V19H118V22H119V30L117 32V34H115V37H114V40L112 39L111 43H114L112 45H115V47H117L114 51H116V54L120 53L121 56H123L125 53H129L130 54H133L135 53L136 54H139V48H143V47H147L148 45L145 43L147 42L146 40L142 43H145L146 45H144L143 47H141V45H139V40H141L144 36L142 35V38L139 39L140 37V34H139V31L142 30L139 28V23L141 25V23L143 22H139V17ZM166 16V15H165ZM181 16V15H180ZM187 16V15H186ZM185 16V17H186ZM218 16V15H217ZM144 18H148V16H143ZM156 17V16H155ZM154 17V18H155ZM160 17V16H159ZM163 17V16H162ZM168 17V18H169ZM177 17V16H176ZM179 17V15H178ZM210 17V16H209ZM225 17V16H223ZM247 17V15H246ZM116 18V17H115ZM114 18V21L117 20ZM150 18V16H149ZM148 18V19H149ZM161 18V17H160ZM187 18V17H186ZM194 18V17H193ZM199 18V17H198ZM197 18V19H198ZM203 18V16H202ZM200 18V19H202ZM211 18V17H210ZM222 19V17H219ZM258 18V17H257ZM100 19V18H98ZM105 19V18H104ZM107 19V18H106ZM146 19V20H148ZM180 19V18H179ZM206 19V18H204ZM220 19V20H221ZM260 19V18H258ZM110 20V19H108ZM143 20V19H142ZM151 20V18H150ZM161 20V19H160ZM167 20V19H166ZM173 20V19H172ZM177 20V19H176ZM181 20H182V16H181ZM188 20V19H187ZM217 20V19H216ZM228 20V18H227ZM261 20V19H260ZM259 20V21H260ZM105 22H107L106 20H104ZM113 21V22H114ZM149 21V20H148ZM165 21V20H164ZM184 21V20H183ZM189 21V20H188ZM219 21V20H218ZM223 21V20H222ZM263 21V20H262ZM261 21V22H262ZM95 22V21H94ZM98 22V21H97ZM96 22V23H97ZM103 21H101L102 23ZM112 22V21H111ZM112 22V23H113ZM117 22V24H118ZM145 19H144V23H145ZM160 22V21H158ZM168 22H169V19H168ZM181 22V21H179ZM194 22V21H193ZM203 22V21H202ZM206 22V21H205ZM237 22V21H236ZM234 22V23H236ZM100 21H99V24H101ZM173 23V22H172ZM178 22H176L177 24ZM192 23V22H191ZM212 23V22H211ZM225 23V22H224ZM230 23V21H229ZM258 23V22H257ZM98 24V25H99ZM108 24V23H107ZM115 24V25H117ZM155 24H159V23H155ZM188 24V23H186ZM190 24V23H189ZM206 24V23H205ZM210 24V23H209ZM252 24V23H251ZM98 25H93L94 27L98 26ZM102 25V24H101ZM110 25V24H109ZM143 23H142V26L141 28H145L143 27ZM150 25H151V21H150ZM149 25V26H150ZM164 25V24H162ZM169 25V24H168ZM208 25V24H206ZM239 25V24H238ZM117 26V27H118ZM157 26V25H155ZM155 26H152L151 28L149 27V29H153L155 28ZM160 26V25H159ZM170 26V25H169ZM168 26V27H169ZM216 26V25H215ZM237 26V25H236ZM105 27V26H104ZM112 27V26H111ZM115 27V26H114ZM161 27V26H160ZM196 27V26H195ZM223 27V26H222ZM227 27V26H226ZM175 28V27H174ZM188 28V27H187ZM209 28V27H208ZM239 28V27H238ZM246 28V27H245ZM257 28V27H256ZM255 28V29H256ZM63 29V31H61ZM84 29V30H85ZM101 29V27H100ZM105 29V28H104ZM110 29V27L108 28ZM114 29V28H113ZM117 29V28H116ZM140 29V30H139ZM145 29H148V28H145ZM143 29V30H145ZM148 29V30H149ZM160 29V28H159ZM165 29V28H164ZM168 29V28H167ZM171 29V28H170ZM179 29V28H178ZM196 29V28H195ZM229 29V28H228ZM232 29V28H231ZM82 30V29H81ZM99 31V28L97 29ZM112 30V29H111ZM154 32H155V29H153ZM163 30V29H162ZM166 30V29H165ZM173 30V29H172ZM184 30V29H183ZM211 30V29H210ZM213 30V29H212ZM215 30V29H214ZM230 30V29H229ZM233 30V29H232ZM244 30V29H243ZM93 31H96V30H93ZM91 30V32H93ZM96 31V32H98ZM152 31V30H151ZM157 31V30H156ZM159 31V30H158ZM171 31V30H170ZM175 31V30H174ZM188 31V30H187ZM196 31V30H195ZM208 31V30H207ZM237 31V29L235 30ZM234 31V32H235ZM257 31V30H256ZM91 32L90 34H86V36L89 38V36L91 35ZM102 32V31H100ZM115 32V31H114ZM142 32V31H141ZM144 32V31H143ZM166 32V31H165ZM180 32V31H179ZM185 32V31H184ZM206 32V31H205ZM218 33H220L219 31H217ZM238 32V31H237ZM52 33V34H51ZM60 33V34H59ZM149 34V32H147ZM152 33V32H151ZM150 33V34H151ZM158 33V32H157ZM164 34V32H162ZM174 33V32H173ZM177 33V32H176ZM204 33V32H203ZM243 33V32H242ZM241 33V34H242ZM257 33V32H255ZM253 33V34H255ZM72 34V35H71ZM94 34V33H93ZM147 34V35H148ZM149 34V35H150ZM161 34V33H160ZM167 34V33H166ZM175 34V33H174ZM178 34V33H177ZM185 34V33H184ZM197 34V33H196ZM199 34H200V29H199ZM198 34V36H199ZM214 34V33H213ZM217 34V33H216ZM215 34V35H216ZM239 34V33H238ZM259 34V32H258ZM95 35V34H94ZM146 35V33H145ZM154 35V34H153ZM171 35V34H169ZM176 35V34H175ZM195 35V33H194ZM208 35V34H207ZM231 35V33H230ZM233 35V34H232ZM231 35V36H232ZM76 36V35H75ZM85 36V34H84ZM82 36V37H84ZM96 36V35H95ZM110 36V34L108 35V37ZM161 36V35H160ZM181 36V35H179ZM191 36V35H190ZM196 36V35H195ZM213 36V35H212ZM211 36V37H212ZM226 36V35H225ZM242 35H240V38L239 39H242L241 38ZM252 36V35H250ZM254 36V35H253ZM69 36H67L66 38H68ZM73 37V36H72ZM92 37V36H90ZM112 38V36H110ZM151 37V36H150ZM156 37V35H155ZM192 37V36H191ZM206 37V36H205ZM222 37V36H221ZM228 37V36H227ZM247 37V36H246ZM249 37V36H248ZM6 38V39H5ZM62 38V37H61ZM64 36H63V40H64ZM77 38V37H76ZM152 38V37H151ZM167 38V36H166ZM177 38V37H176ZM198 38V37H197ZM236 38V37H235ZM251 38V37H250ZM249 38V39H250ZM70 39V38H68ZM73 39V38H72ZM86 39V38H85ZM84 39V40H85ZM107 37L103 40L105 43V45L102 47L103 49H109L110 47L109 46H112L109 44V48H106L107 47V42H110L106 40ZM156 39V38H155ZM174 39V38H173ZM178 39V38H177ZM202 39V38H201ZM200 39V40H201ZM204 39V37H203ZM213 39V38H212ZM217 39V37H216ZM244 39V38H243ZM246 39V38H245ZM260 39V38H259ZM67 40V39H66ZM75 40V39H74ZM93 40V39H92ZM152 40V39H150ZM161 40V39H159ZM166 40V39H165ZM163 40V41H165ZM170 40V39H168ZM185 40V39H184ZM230 40V39H229ZM247 40V39H246ZM258 40V39H257ZM71 41V40H70ZM103 41H102V45H103ZM143 41V40H142ZM154 41V40H152ZM150 41V42H152ZM177 41V40H176ZM181 41V40H180ZM222 41V40H221ZM224 41V39H223ZM237 41V40H236ZM241 41V40H240ZM255 41V40H254ZM82 42V40H81ZM87 42V41H85ZM84 42V43H85ZM90 42V41H89ZM150 42H149V45H150ZM175 42V41H174ZM179 42V41H178ZM189 42V41H188ZM198 42V41H197ZM225 42V41H224ZM238 42V41H237ZM243 42V41H242ZM64 43V41H63ZM75 43V42H74ZM80 43V41L76 44L78 46V44ZM93 43V42H91ZM159 43V42H158ZM184 43V42H183ZM200 43V42H199ZM233 43V42H232ZM255 43V42H253ZM252 43V44H253ZM86 44V43H85ZM97 44H98V41H97ZM141 44V42H140ZM153 44V43H151ZM156 44V43H155ZM169 44V43H167ZM172 44V43H171ZM170 44V45H171ZM174 44V43H173ZM172 44V45H173ZM186 44V43H185ZM194 44V42H193ZM210 44V43H208ZM226 44V43H225ZM235 44V43H234ZM63 44H61L62 46ZM70 45V44H68ZM75 45V46H76ZM80 45V44H79ZM90 45V44H89ZM96 45V44H95ZM94 45V46H95ZM100 45V47L102 46ZM163 45V44H162ZM176 45V44H174ZM173 45V46H174ZM178 45V44H177ZM176 45V46H177ZM216 45V44H214ZM240 45V43L238 44V46ZM242 45V43H241ZM61 46L58 47L60 48L59 51H61L62 53V49H61ZM64 46V45H63ZM67 45H65L66 47ZM99 46V45H98ZM106 46V47H105ZM151 46V45H150ZM149 46V48H150ZM158 46V45H157ZM181 46V45H180ZM195 46V45H194ZM198 46V45H197ZM205 46V45H204ZM218 46V45H217ZM231 46V45H230ZM255 46V44H254ZM264 46V45H262ZM65 47H62V48H65ZM100 47L97 49L100 50ZM114 46L112 47L113 49L115 48ZM185 47V45H184ZM187 47V46H186ZM193 47V46H191ZM208 47V46H207ZM247 47V46H246ZM244 47V50L245 48ZM253 47V46H252ZM54 48V47H52ZM57 48V49H58ZM67 48V47H66ZM91 48V46H90ZM101 48V49H102ZM112 48H110V50H112ZM162 48V47H161ZM211 48V47H210ZM243 48V47H242ZM257 48V47H256ZM263 47H261L260 49L262 50ZM46 49V48H45ZM51 49V48H50ZM76 49V48H75ZM84 49V48H83ZM82 49V50H83ZM146 49V48H145ZM151 49V48H150ZM153 49V47H152ZM182 49V48H180ZM259 49V50H260ZM264 49V48H263ZM55 50V48H54ZM90 50V49H89ZM149 50V49H148ZM155 50V49H154ZM167 50V49H166ZM172 50V49H171ZM177 50V49H176ZM179 50V48H178ZM194 50V49H193ZM216 50V49H215ZM236 50V49H235ZM241 50V49H240ZM253 50V49H251ZM250 50V51H251ZM258 50V49H257ZM260 50V51H261ZM49 51V50H48ZM58 51V50H57ZM96 51V50H94ZM104 52V50H101ZM100 51V54L103 53ZM109 51V50H108ZM106 51V52H108ZM113 51V52H114ZM118 51V52H117ZM120 51V52H119ZM122 51V53H121ZM126 51V52H125ZM142 51V50H140ZM145 51V50H144ZM157 51V50H156ZM191 51V50H190ZM198 51V50H197ZM205 51V50H204ZM247 51V50H246ZM259 51V52H260ZM264 51V50H263ZM90 52V51H89ZM88 52V53H89ZM112 52V51H111ZM110 52V53H111ZM124 52V54H123ZM147 52V51H145ZM145 52H142L145 54ZM161 52V51H160ZM164 52V51H163ZM176 52V51H175ZM200 52V51H198ZM233 52V51H232ZM245 52V51H244ZM255 52V51H254ZM258 52V51H257ZM42 53V52H41ZM109 53V54H110ZM115 53V52H114ZM127 53V55H128ZM153 53V51H152ZM167 53V52H166ZM190 53V52H189ZM195 53V52H194ZM203 53V51H202ZM220 53V52H219ZM228 53H231V52H228ZM252 53V52H251ZM250 53V54H251ZM48 54V53H47ZM56 54V53H55ZM64 54V53H63ZM90 54V53H89ZM108 54V53H107ZM117 54V55H118ZM150 54V53H149ZM159 54V53H158ZM181 54V53H180ZM183 54V53H182ZM192 54V53H191ZM213 54V53H212ZM211 54V55H212ZM43 55V54H42ZM88 55V54H87ZM112 55V54H110ZM126 55V54H125ZM156 55V54H155ZM205 55V54H204ZM206 55H207V52H206ZM221 55H222V52H221ZM247 55V54H246ZM244 54V56H246ZM262 55V54H261ZM39 56V55H38ZM46 56V55H45ZM50 56V55H49ZM57 56V55H56ZM120 56V55H119ZM131 56V55H130ZM145 56V55H144ZM198 56V55H197ZM217 56V55H216ZM240 56V55H239ZM256 56V55H255ZM60 57V56H59ZM81 57V56H80ZM90 57V55H89ZM95 57V56H94ZM129 57V56H128ZM182 57V56H181ZM204 57V56H203ZM237 57V56H236ZM235 57V58H236ZM262 57V56H261ZM32 58V57H31ZM108 58V57H107ZM134 58V57H133ZM139 58V57H138ZM210 58V57H209ZM214 58V57H213ZM216 58V57H215ZM222 58V57H221ZM224 58V57H223ZM222 58V59H223ZM243 58V57H242ZM248 58V57H247ZM27 59V58H26ZM148 59V58H146ZM151 59V57H150ZM157 59V58H156ZM192 59V58H191ZM205 59V58H204ZM218 59V58H217ZM228 59V57H227ZM244 59V58H243ZM264 59V58H263ZM28 60V59H27ZM30 60V59H29ZM35 60V59H34ZM60 60V59H59ZM132 60V59H131ZM138 60V59H137ZM160 60V59H158ZM251 60H255V59H251ZM260 60V58H259ZM262 60V59H261ZM42 61V60H41ZM47 61V60H46ZM120 61V60H119ZM123 61V60H121ZM156 61V60H155ZM167 61V60H166ZM170 62V59L168 60ZM173 62V60H171ZM177 61V60H176ZM212 61V60H211ZM211 61L209 63H211ZM219 61V60H217ZM225 61V60H224ZM258 61V60H256ZM264 61V60H263ZM27 62V61H26ZM31 62V61H30ZM35 62V61H33ZM61 62V61H60ZM90 62V61H89ZM152 62V61H151ZM164 62V61H163ZM168 62V63H169ZM180 62V61H179ZM246 62V61H245ZM255 62V61H254ZM50 63V61H49ZM85 63V62H84ZM119 63H122V62H119ZM128 63V62H126ZM125 63V64H126ZM137 63V62H136ZM145 63V62H144ZM183 63V62H182ZM203 63V62H202ZM205 63V62H204ZM217 63V62H216ZM239 63V62H238ZM260 63V62H259ZM262 63V62H261ZM26 64V63H25ZM116 64V63H115ZM132 64V63H131ZM138 64V63H137ZM163 64V63H162ZM186 64V63H184ZM201 64V63H200ZM207 64V63H205ZM84 65V64H83ZM122 65V64H121ZM128 65V64H126ZM136 66V64H134ZM142 65V64H140ZM145 65V64H144ZM153 65V64H151ZM160 65V64H159ZM193 65V64H192ZM204 65V64H203ZM221 65V64H220ZM244 65V64H243ZM264 65V64H263ZM31 66V65H30ZM36 66V65H35ZM91 66V65H90ZM109 66V65H108ZM118 66V65H117ZM123 66H124V63H123ZM122 66V67H123ZM134 66V67H135ZM146 66V65H145ZM156 66V64H155ZM162 66V65H161ZM168 66V65H166ZM196 66H199L198 64ZM238 66V65H237ZM242 66V64L240 65ZM26 67V66H25ZM89 67V66H88ZM87 67V68H88ZM93 67V66H92ZM91 67V68H92ZM141 67V66H140ZM149 67V66H148ZM171 67V66H170ZM178 67V66H177ZM188 67V65H187ZM229 67V66H228ZM227 67V68H228ZM233 67V66H232ZM31 67L29 68H26L28 69L27 71L29 72L31 69ZM34 68V67H33ZM77 68V67H76ZM85 67V69H87ZM117 68V67H116ZM130 68V66H129ZM145 68V67H144ZM196 68V67H194ZM230 68H231V65H230ZM245 68V66H244ZM247 68V67H246ZM20 70V68H18ZM30 69V70H29ZM93 69V68H92ZM92 69H90L92 71ZM104 69V68H103ZM102 69V70H103ZM136 69V68H135ZM134 69V70H135ZM137 69H139L137 67ZM141 69V68H140ZM179 69V68H177ZM223 69V68H222ZM225 69V68H224ZM248 69V68H247ZM94 71H102L101 70V67L98 68V70L96 69H93ZM112 68L110 69V72H111ZM116 70V69H115ZM119 70V69H118ZM125 70L129 71L128 68H125ZM162 70V69H161ZM171 70V69H170ZM232 70V69H231ZM21 71V70H20ZM44 71V70H43ZM78 71V70H77ZM87 71V70H86ZM89 71V69H88ZM90 71V72H91ZM93 71V72H94ZM104 71V70H103ZM121 72V70H119ZM123 71V70H122ZM139 71V70H137ZM143 71V70H142ZM146 71V70H145ZM148 71V69H147ZM157 71V70H156ZM175 71V70H174ZM197 71V70H196ZM217 71V70H215ZM236 71V70H234ZM233 70L232 71H229V72H233L235 73ZM264 71V70H263ZM45 72V71H44ZM71 72V71H70ZM84 72V71H83ZM106 72H108L106 70ZM113 72V71H112ZM118 72V71H117ZM116 72V73H117ZM119 72V74H120ZM140 72V71H139ZM170 72V71H169ZM186 72V70H185ZM238 72V71H237ZM236 72V73H237ZM243 72V71H242ZM254 72V71H253ZM75 73V72H74ZM95 73V72H94ZM136 73V71L134 72ZM138 73V72H137ZM143 73V72H142ZM146 73V72H145ZM158 73V72H157ZM189 73V71H188ZM197 73V72H195ZM227 73V72H226ZM244 73V72H243ZM249 73V71H248ZM251 73V72H250ZM261 73V72H260ZM1 74V73H0ZM86 74V73H85ZM91 74V73H90ZM105 74V73H103ZM113 74H115L113 72ZM118 74V73H117ZM131 74V73H130ZM139 74V73H138ZM146 74H149V73H146ZM155 74V73H154ZM160 74V73H159ZM191 74V73H190ZM189 74V75H190ZM198 74V73H197ZM201 74V73H200ZM256 74V72H255ZM263 74V73H262ZM26 75V74H25ZM67 75V74H66ZM95 75V74H93ZM92 75V76H93ZM110 75V74H109ZM150 75V74H149ZM202 75V74H201ZM228 75V74H227ZM253 75V74H252ZM251 75V77H252ZM69 76V75H68ZM88 76V75H87ZM96 76V75H95ZM104 76V75H103ZM103 76L101 78H103ZM115 76V75H114ZM121 76V75H120ZM131 76H135V74H131L129 78H131ZM148 76V75H147ZM146 76V77H147ZM168 76V75H167ZM170 76V75H169ZM180 76V75H179ZM231 76V75H230ZM234 76V75H233ZM71 77V76H70ZM69 77V78H70ZM73 77V75H72ZM76 77V76H75ZM78 77V76H77ZM86 77V76H85ZM143 77V76H142ZM217 77V76H216ZM215 77V78H216ZM238 77V76H237ZM243 77V76H242ZM79 78V77H78ZM92 78V77H91ZM100 78V80H101ZM106 81H112V80H115L116 82L120 79H118V77H114L113 78H109L110 80H107L106 79V76L104 77ZM103 78V79H104ZM121 78V77H120ZM123 78V76H122ZM127 78V77H126ZM174 78V77H173ZM210 78V77H209ZM208 78V79H209ZM214 78V77H213ZM213 78H211L213 80ZM240 78V77H239ZM81 79H82V76H81ZM96 79V78H95ZM151 79V78H150ZM168 79V78H167ZM177 79V78H176ZM179 79V78H178ZM182 79V78H181ZM222 79V78H221ZM233 79V78H232ZM238 79V78H236ZM235 79V80H236ZM241 79V78H240ZM243 79V78H242ZM75 80V79H74ZM99 80V79H98ZM104 80V81H105ZM165 80V78H164ZM217 80V79H216ZM215 80V81H216ZM227 80V79H226ZM251 80V79H250ZM261 80V79H260ZM264 80V78H263ZM103 81V80H101ZM103 81V82H104ZM162 81V79H161ZM171 81V80H170ZM175 81V80H174ZM207 81V80H206ZM224 81V80H222ZM234 81V80H233ZM253 81V80H252ZM259 81V80H258ZM51 82V81H50ZM95 82V81H94ZM99 82V81H98ZM201 82V81H200ZM232 82V81H231ZM240 82V81H239ZM256 82V81H255ZM48 83V82H47ZM105 83V82H104ZM155 83V82H154ZM163 83V82H162ZM188 83V82H187ZM191 83V82H190ZM212 83V82H211ZM214 83V82H213ZM227 83V82H226ZM242 83V82H241ZM51 84V83H50ZM117 84V83H116ZM126 84V83H125ZM136 84V83H135ZM138 84V83H137ZM143 83H141V86ZM144 84H145V81H144ZM157 84V83H156ZM155 84V85H156ZM199 84V83H198ZM220 84V83H219ZM225 84V83H224ZM263 84V82H262ZM49 85V83H48ZM89 85V84H88ZM122 85V84H121ZM175 85V84H174ZM204 85V84H203ZM216 85V84H215ZM218 85V84H217ZM235 85V84H234ZM242 85V84H241ZM247 85V84H246ZM13 87L14 90L11 94H9L10 96H8V100L6 103L3 102V99H2V96L5 95V94H8L6 93L5 91H7L9 89V87ZM58 86V85H57ZM98 86V85H97ZM101 86V85H100ZM105 86V85H104ZM140 86V85H139ZM178 86V85H177ZM186 86H189V85H186ZM225 86V85H224ZM229 86V85H228ZM231 86V85H230ZM238 86V85H237ZM236 86V87H237ZM256 86V85H255ZM49 87V86H48ZM50 87H53V86H50ZM70 87V86H69ZM74 87V86H73ZM103 87V86H102ZM108 87V86H107ZM123 87V86H121ZM127 87V86H125ZM124 87V88H125ZM153 87V86H151ZM157 87V86H156ZM161 87V86H160ZM159 87V88H160ZM185 88V86H183ZM197 87V86H196ZM209 87V86H208ZM207 87V88H208ZM233 87V86H232ZM259 87V86H258ZM57 88V87H56ZM55 88V89H56ZM59 88V87H58ZM87 88V87H86ZM97 88V87H96ZM123 88V89H124ZM136 86L134 85V87L128 86V90L130 93H133V95L135 94L136 92ZM143 88V87H142ZM155 88V87H154ZM161 88H164V87H161ZM166 88V87H165ZM164 88V89H165ZM170 88V87H169ZM182 88V87H181ZM210 88V87H209ZM251 88V87H249ZM262 88V87H261ZM51 89V88H50ZM99 89V88H98ZM111 89V88H110ZM117 90H119L120 88H115ZM127 89V88H126ZM163 89V90H164ZM183 89V88H182ZM204 89V88H203ZM220 89V88H218ZM230 89H232L230 87ZM240 89V88H239ZM49 90V89H48ZM53 90V88H52ZM59 90V89H58ZM88 90V89H86ZM104 90V89H103ZM122 90V89H120ZM128 90H126L128 92ZM152 90V89H151ZM188 90V89H187ZM200 90V89H199ZM216 90V89H215ZM226 90V89H225ZM237 90H238V87H237ZM251 90V89H250ZM60 91V90H59ZM101 91V90H99ZM106 91V90H105ZM104 91V93H105ZM110 91V90H109ZM124 91V90H123ZM157 91V90H156ZM155 91V92H156ZM159 91V90H158ZM157 91V93H158ZM162 91V90H160ZM159 91V92H160ZM166 91V90H165ZM168 91V90H167ZM171 91V90H170ZM169 91V92H170ZM179 91V90H178ZM186 91V90H185ZM222 92V90H220ZM253 91V90H252ZM251 91V92H252ZM46 92V93H45ZM93 91H91L92 93ZM107 92V91H106ZM113 92V91H112ZM128 92V93H129ZM138 92V91H137ZM136 92V93H137ZM167 92V93H169ZM172 93H174L173 91H171ZM180 92V91H179ZM184 92V91H183ZM181 92V93H183ZM199 92V91H198ZM217 92V90H216ZM228 92V91H227ZM249 92V91H248ZM247 92V93H248ZM101 93V92H100ZM123 93V92H122ZM127 93V94H128ZM162 93V92H161ZM171 93V94H172ZM178 93V92H176ZM174 93V94H176ZM200 93V92H199ZM49 94V93H48ZM53 94H54V91H53ZM112 94V93H111ZM121 94V93H120ZM141 94V93H140ZM143 94V93H142ZM145 94V93H144ZM152 94V92H151ZM159 94V93H158ZM187 94V93H186ZM221 94V93H220ZM223 94V93H222ZM245 94V93H244ZM52 95V94H51ZM58 95V94H56ZM60 95H61V92H60ZM64 95V94H63ZM113 95V94H112ZM137 95V94H136ZM135 95V96H136ZM164 95H165V92H164ZM173 95V94H172ZM182 95V94H180ZM183 95H185L183 93ZM194 95V94H193ZM195 95H198L197 93ZM194 95V97H195ZM210 95V94H209ZM247 95V94H246ZM248 95H251V94H248ZM48 96V95H47ZM50 96V95H49ZM104 96V95H103ZM120 96V95H119ZM118 96V97H119ZM129 96V95H128ZM139 96V95H138ZM142 96V95H141ZM149 96V95H148ZM160 96V95H159ZM178 96V95H177ZM206 96V95H205ZM233 96V95H232ZM52 97V96H51ZM74 97V96H73ZM116 97V96H115ZM130 97V96H129ZM133 97V96H132ZM140 97V96H139ZM153 97V96H152ZM176 97V95H175ZM193 97V96H192ZM197 97V96H196ZM214 97V96H213ZM221 97V96H220ZM228 97V96H227ZM235 97V96H233ZM232 97V98H233ZM50 98V97H49ZM54 98V97H52ZM59 98V97H58ZM57 99L53 100V104H55L57 102ZM61 98V97H60ZM123 98V97H122ZM121 98V99H122ZM131 98V97H130ZM147 98V97H146ZM157 98V97H156ZM161 98V97H160ZM174 98V97H173ZM199 98V97H198ZM201 98V97H200ZM205 98V97H204ZM216 98V97H215ZM223 98V97H222ZM249 98V97H247ZM246 100H249L247 99ZM251 98H254V97H251ZM250 98V99H251ZM67 99V98H66ZM73 99V98H71ZM98 99V98H97ZM103 99V98H102ZM115 99V98H114ZM126 100H128L129 98H125ZM133 99V98H132ZM131 99V100H132ZM137 99V98H136ZM145 99V98H144ZM153 99V98H151ZM150 99V100H151ZM206 99V98H205ZM204 99V100H205ZM212 99V98H211ZM214 99V98H213ZM220 99V98H219ZM229 99V98H228ZM231 99V98H230ZM60 100V99H59ZM80 100V99H79ZM95 98L93 100H88V101H84L83 103L81 102H76V104H73V105H70L68 108H66L69 112V114L72 116H70L72 118V120H70L66 125L70 126V128L72 129H76L80 132L81 134V139L83 140L84 143L86 144H92L94 145V149L93 151L95 152L94 156L92 159H89V158H84L83 156L81 157H71V159L73 160H70L72 162V164H84V163H88V164H95L97 167L100 168V170H97L98 171V174H96L95 176H93L94 179H98L99 181V186H101L99 192L97 193V196L100 197L99 198V201L101 202V204H103L104 206L106 205H125L124 208H119L120 210H118L117 212H111L109 214H104L102 215L103 217L100 216V218H96L95 216V209L92 208V206L90 205L93 201L87 204H89L88 206V210L83 213L80 217H75L73 218V216H71L70 214L66 213L64 216H66V218H69L70 217V223L67 224V228H66V231L67 233H70L69 236H67V238L69 239V243H70V249H71V252L73 253L74 256H76V258L78 259V263L80 264H95L94 262H98V264H125L127 261H129L130 259H132L133 257L135 258H138L136 255H139V258L138 259V264H179L182 262H185L184 264H191L193 260L203 256L207 251L209 252V250H207L204 254H203V251L200 250L198 248V252L192 254L191 252L189 253L188 251L185 250L186 253H180L182 252V248L185 247V246H181L182 248H180V243H178V239L175 238V237H171V236H167L165 237L164 236V239L160 242H157L155 235H158L160 232H164L163 229L166 228L167 226L169 227V230L171 231V227H172V230L175 228L177 230V232L180 233V236L181 238H185V237H190V239H188L187 241L189 242V244L191 243H195L196 241L198 242L199 237L197 238L198 240H195L196 238H194L195 242L193 241L192 237H191V234H189L190 232L193 233V231H195L194 229V225H187L186 221L182 220V218H188V216L190 215V213L192 212V210H194L195 208H199L198 211L202 213H204L205 210V203H207L206 200L207 199V195L200 192V190H203V189H206L208 186H213V187H209L210 188H214L215 190H217V193L216 191H214L216 194L212 195V196H223L225 195L226 197L228 196H231L232 197V194L230 191V189L232 188H235V187H238L239 184H243L242 182L241 183H238L240 182V178H237L236 175H231V178H226L228 179V185L226 184V192H219V189H222V187H225L224 185H221V181H222V176H219L217 173L215 175H204V176H207L206 178L210 181L211 177H215L214 179L212 178L211 182H207L206 179H204L203 177H201L203 175V169H206V168H209L211 166H206V162L204 160L206 156H210L209 154H214L216 153L217 151L219 152H224L225 153V156L227 155H234L236 154V152L239 151V149H237L238 151H236V147H235V144L233 143H227L226 145L223 144H220V143H210L209 145L207 146H211V148H208L207 147V151L203 148V144L200 142L201 141V137H196L197 135H195L196 132L194 129L193 131V135L191 136V134L189 132H187L188 136L187 135H175L172 137L171 135L169 134H166L165 132L164 133H161L159 131V133H155V131H151L148 130L146 133L148 134V138H150V140L148 141H152L151 143H147L145 145V147H141L139 148L140 145H138V142H133L132 140L134 139L135 136H131V137H128L129 139H131V144L129 145H132V146H135L136 147V151H135V148L133 149L134 152L133 153H128L129 150H124L122 151L121 149H118V147L120 146V144H114L111 142L112 140V137H114L113 135L117 134V133H114L117 132V130L119 129V131L121 130L119 127L118 129L116 127H113L111 126L110 124L113 125V119L115 117H117L116 115L120 114L121 112H123V110L121 111V106L120 107H117L115 108L113 105L111 106H107V105H100V103L94 101ZM123 100V99H122ZM130 100V99H129ZM155 100V99H154ZM165 100H167L165 98ZM164 100V101H165ZM173 100V99H172ZM194 100V99H193ZM210 100V99H209ZM208 100V101H209ZM227 100V98H225L224 102ZM101 101V100H100ZM119 101V100H118ZM138 101V99L136 100ZM140 101V99H139ZM159 101V100H158ZM163 101V102H164ZM168 101V100H167ZM176 101V99H175ZM214 101V100H213ZM220 101V100H219ZM106 102V101H105ZM109 102V101H108ZM107 102V104H108ZM115 102V101H114ZM113 102V103H114ZM119 102H123V101H119ZM130 102V101H129ZM147 102V101H146ZM178 102V101H177ZM188 102V101H187ZM186 100H185V104L187 103ZM202 102V100H201ZM210 102V101H209ZM252 102V101H251ZM104 103V102H103ZM127 103V102H125ZM131 103V102H130ZM140 103V102H139ZM142 103V102H141ZM172 103V102H171ZM179 103V102H178ZM181 103V102H180ZM196 103V102H195ZM200 103V102H199ZM198 103V104H199ZM207 103V102H206ZM205 103V104H206ZM250 103V102H248ZM253 103V102H252ZM251 103V104H252ZM256 103V102H255ZM106 104V103H105ZM123 103H119V105H121ZM155 104V103H154ZM164 104V103H163ZM170 104V103H169ZM197 104V103H196ZM203 104V102H202ZM211 104L212 103V100H211ZM229 105V102L227 103ZM233 104V103H232ZM231 104V105H232ZM116 105V103H115ZM118 105V104H117ZM125 105V104H123ZM127 105L129 106V103H127ZM134 105V104H133ZM138 104H136L137 106ZM151 105V104H149ZM161 105V104H160ZM167 105V104H166ZM177 105V104H176ZM181 105V104H179ZM183 105V104H182ZM204 105V104H203ZM223 104H221V107H222ZM225 105V104H224ZM245 105V104H244ZM56 106V105H55ZM126 106V105H125ZM126 106L128 109L129 107ZM140 106V104H139ZM144 107V105H142ZM159 106V105H158ZM185 106V105H184ZM182 106V108L184 107ZM195 106V105H194ZM193 106V107H194ZM211 106V105H210ZM209 107V110L208 111V114L206 113V115H208V118L211 117L213 120L215 119L216 120V117H213L214 116V113H215V108H211ZM219 106V104H218ZM230 106V105H229ZM60 107V106H59ZM124 107V106H123ZM122 107V108H123ZM142 107V108H143ZM148 107V106H147ZM153 107V106H152ZM166 107V106H164ZM171 107V106H170ZM180 107V106H179ZM191 109H192V105L190 106ZM188 107V108H190ZM198 107V105H197ZM205 107V106H204ZM217 108V106H215ZM228 107V106H227ZM231 107V106H230ZM248 107V106H247ZM55 108V107H54ZM53 108V109H54ZM65 108V107H64ZM63 108V109H64ZM145 108H146V105H145ZM151 108V107H150ZM156 108V107H155ZM163 108V107H161ZM168 108V107H167ZM181 108V109H182ZM195 108V107H194ZM206 108V107H205ZM220 108V106H219ZM236 110V107H234ZM244 108V107H242ZM251 108V107H250ZM51 109V108H50ZM137 109V108H136ZM154 109V108H152ZM157 109V108H156ZM160 109V108H159ZM166 109V108H165ZM176 109V108H175ZM187 109V107H186ZM218 109V108H217ZM222 109V108H221ZM225 109V108H224ZM240 109V108H239ZM15 110L18 111V114L17 115H13L15 113ZM82 110L85 111V113L83 112V116H88V117H79L78 116V113L81 112ZM127 110V109H126ZM125 110V112H126ZM130 110H132L130 108ZM150 110V109H149ZM155 110V109H154ZM196 110V108H195ZM199 110V109H198ZM206 110V109H205ZM231 110V109H230ZM248 110V109H247ZM251 110V109H250ZM60 111V110H59ZM97 111V112H103L101 117H94L92 114H94V112ZM128 111V110H127ZM153 110H151L152 112ZM157 111V110H156ZM174 111V110H173ZM182 111V110H181ZM190 112V110H188ZM224 111V110H222ZM226 111V110H225ZM224 111V112H225ZM33 112V113H34ZM58 112V111H57ZM99 112V114H100ZM129 112V111H128ZM133 112V111H132ZM125 113L126 114V117L128 118L129 116V119L130 120V123L131 125L135 124L134 126H131L133 128L140 126L138 124L139 121L141 122H144V118H148L149 120L148 121H151V123H149L150 125H153L155 123L158 122V116L154 117L152 114V116L149 114L148 115H145V116H142L140 119H139V108H138V111H134V113ZM141 112H142V109H141ZM140 112V113H141ZM154 112V111H153ZM176 112V111H175ZM195 112V111H193ZM67 113V112H66ZM144 113V112H143ZM142 113V114H143ZM146 113V112H145ZM149 113V112H148ZM166 113V112H165ZM200 113V112H199ZM204 113V112H203ZM228 113V112H227ZM46 114V113H45ZM63 114V113H62ZM98 114V115H99ZM104 114V115H103ZM124 114V112H123ZM154 114V113H153ZM159 114V113H157ZM162 114V113H161ZM168 114V113H167ZM166 114V116H167ZM172 114V113H171ZM179 115V113H177ZM181 114V113H180ZM189 114V113H188ZM192 114V113H191ZM224 114V113H223ZM250 114V113H249ZM34 115V114H33ZM49 115V114H48ZM65 115V114H64ZM75 115V116H74ZM96 114V116H98ZM115 115V116H114ZM183 115H184V112H183ZM183 115H179V117L183 116ZM202 115V114H201ZM217 115V114H216ZM30 116V115H29ZM44 116H47V115H44ZM54 116V114H53ZM69 116V115H68ZM141 116V114H140ZM164 116V115H163ZM173 116V115H172ZM185 116V115H184ZM194 116V115H193ZM225 116V115H224ZM229 116V115H228ZM257 116V115H256ZM264 116V115H263ZM15 117L17 119H15ZM38 117V116H36ZM58 117V116H57ZM61 117V116H60ZM58 117V118H60ZM122 117V116H121ZM125 117V116H124ZM125 117V118H126ZM165 117V116H164ZM174 117V116H173ZM177 117V115H176ZM192 117V116H190ZM190 117L188 119H190ZM220 117V116H219ZM217 117V118H219ZM243 117V116H242ZM40 118V117H39ZM43 118V117H42ZM65 118V117H64ZM163 118V117H162ZM170 118V117H169ZM178 118V117H177ZM199 118V117H197ZM205 119H208L206 116H204ZM226 118V117H224ZM249 118V117H248ZM4 119V118H3ZM118 119V118H117ZM159 119H161L159 117ZM165 119V118H164ZM181 119V118H180ZM179 119V121H180ZM194 119V118H192ZM204 119V120H205ZM212 119H210V121H212ZM228 119V118H227ZM235 119V118H234ZM9 120V121H10ZM33 120V119H32ZM127 120V122H128ZM167 120V119H166ZM186 120V119H185ZM200 120H202V117L200 116ZM214 120V121H215ZM223 120V119H222ZM221 120V122H223ZM246 120V119H245ZM4 121V120H3ZM2 121V122H3ZM35 121V120H34ZM116 121V120H115ZM132 121V122H131ZM160 121V120H159ZM163 121V120H162ZM168 121V120H167ZM169 121H172L173 120H169ZM182 121V119H181ZM180 121V123H181ZM188 120H186L185 123L188 124V129L192 127L189 126V121L187 122ZM190 123H194L195 124V121L196 120H191L190 119ZM198 121V120H197ZM226 121V119H225ZM1 122V121H0ZM19 122V121H18ZM112 122V123H110ZM121 122V121H120ZM123 122V121H122ZM161 122V121H160ZM207 121H205L206 123ZM217 122V121H216ZM232 122V121H231ZM237 122V121H236ZM242 122V121H241ZM4 123V122H3ZM118 123V122H117ZM148 123V122H147ZM164 123V122H163ZM167 123V122H166ZM200 123H203V122H200ZM215 124V122H213ZM218 123V122H217ZM229 124V122H227ZM225 123V124H227ZM239 123V122H238ZM243 123V122H242ZM248 123V122H247ZM122 124V123H121ZM124 124V123H123ZM145 124V123H144ZM178 124V123H177ZM192 124V125H194ZM197 124V123H196ZM207 124V123H206ZM205 124V125H206ZM209 124V122H208ZM221 124V123H220ZM224 124V125H225ZM231 124V123H230ZM129 125V124H127ZM147 125V124H146ZM183 126V124H181ZM210 125H213V124H210ZM219 125V124H218ZM246 125V124H245ZM3 126V125H2ZM10 124L9 122L7 121V123L5 124V127L3 128V134L4 135H8V136H12L13 134V131L10 130L9 128ZM67 126V127H68ZM118 126V125H117ZM143 126V125H142ZM145 126V125H144ZM156 126V125H155ZM158 126V124H157ZM177 126V125H176ZM182 126H180L182 128ZM185 126V125H184ZM195 126V125H194ZM197 126V125H196ZM202 126V125H201ZM200 126V127H201ZM204 126V125H203ZM207 126V125H206ZM217 126V125H216ZM223 126V125H222ZM232 126V125H230ZM229 126V127H230ZM247 126V125H246ZM122 127V126H120ZM172 127V126H171ZM198 127V126H197ZM213 127V126H212ZM220 128V126H218ZM236 127V126H234ZM242 127V126H241ZM130 128V127H129ZM150 128V127H149ZM157 128V127H156ZM162 128V127H161ZM165 128V127H164ZM180 128V129H181ZM194 128V127H193ZM207 128V127H204V129ZM223 128V127H222ZM238 128V126L236 127ZM235 128V129H236ZM141 129V128H140ZM144 129V127H143ZM152 129H154V127H152ZM166 129V128H165ZM163 129V131L165 130ZM184 129H186L187 131V127H185ZM183 129V131H184ZM201 129V128H200ZM203 129V128H202ZM208 129V128H207ZM211 129V128H210ZM209 129V130H210ZM226 129V128H225ZM229 129V128H228ZM234 129V128H233ZM249 129V128H247ZM252 129V128H251ZM135 131H137L138 129H134ZM142 130V129H141ZM159 130V126H158V129ZM156 130V131H157ZM173 130V128H172ZM231 130V129H230ZM45 131V130H44ZM177 131V130H176ZM174 130V132H176ZM179 131V130H178ZM191 131V130H190ZM220 131V130H219ZM228 131V130H227ZM243 131V130H242ZM12 132V133H11ZM41 131L37 130V132L35 131L34 134L36 136V133H38L37 135L40 134ZM131 132V131H130ZM133 132V131H132ZM181 132H182V129H181ZM211 132H212V129H211ZM145 133V134H146ZM184 133V132H183ZM186 133V132H185ZM202 133V132H201ZM224 133V131L222 132ZM15 134V133H14ZM33 134V135H34ZM100 134V135H99ZM143 134V133H142ZM172 134V132H171ZM190 134V136H189ZM198 134V133H197ZM210 133H208L209 135ZM232 134V132H231ZM1 135V134H0ZM117 135H121V134H117ZM126 136V134H123V136ZM207 135V134H206ZM205 135V136H206ZM25 136V135H24ZM124 136V137H125ZM145 136V135H144ZM204 136V135H202ZM224 136V135H223ZM261 136V135H260ZM16 137V136H15ZM120 137V136H119ZM123 137V138H124ZM146 137V136H145ZM181 137V138H180ZM209 137V136H208ZM245 137V135H244ZM264 137V136H263ZM261 137V138H263ZM10 139L12 137H9ZM80 138V137H79ZM118 137L116 136V139ZM147 138V139H148ZM203 138V137H202ZM233 139V137H231ZM239 138V137H238ZM24 139V138H22ZM75 139V137H74ZM128 139V140H129ZM200 139V141H199ZM207 139V138H206ZM205 139V140H206ZM210 139V137H209ZM217 139V138H216ZM245 139V138H244ZM249 138H247L248 140ZM180 140V141H179ZM197 141V142H193V141ZM238 140V139H237ZM240 140V138H239ZM257 140V139H256ZM6 141V140H5ZM10 141V140H8ZM113 141V140H112ZM117 141V140H116ZM120 141V140H119ZM118 141V142H119ZM203 141V139H202ZM242 141V140H241ZM240 141V143H241ZM250 141V140H249ZM255 141V140H254ZM22 142V141H21ZM81 142V141H80ZM79 142V143H80ZM125 142V141H124ZM199 142V143H198ZM237 142V141H236ZM235 142V143H236ZM243 142V141H242ZM258 142V141H257ZM82 143V142H81ZM222 143V142H221ZM246 143V142H245ZM10 144V143H9ZM8 144V145H9ZM122 144V143H121ZM125 144V143H124ZM123 144V145H124ZM137 144V145H136ZM242 144V143H241ZM7 145V144H6ZM78 145V144H77ZM85 145V144H84ZM117 145H119L117 147ZM238 145V143H236V146ZM73 146V144H72ZM91 146V145H90ZM202 147V149H204L206 152H204V150L202 149H199L198 147ZM240 146V145H239ZM242 146V145H241ZM8 147V146H7ZM245 147V145L243 146ZM91 148V147H89ZM120 148V147H119ZM239 148V147H238ZM92 149V148H91ZM243 149V148H242ZM76 150V149H74ZM92 151V152H93ZM128 151V152H127ZM93 152V153H94ZM240 152V151H239ZM242 152V151H241ZM8 153V152H7ZM229 153V154H227ZM86 154V153H85ZM89 154V153H88ZM218 154V153H216ZM215 154V155H216ZM214 155V156H215ZM221 155V154H220ZM4 156V155H3ZM213 155L211 156V159H212V162H216V161H219L218 158L216 157H222V156H215L214 157ZM229 156V157H231ZM241 156H243V158L245 157L246 160H244V162L246 163L247 161L253 163L255 161H257V157L259 158H262L260 160H263L264 159V141H261V142H258L256 147L255 148H252V147H249L246 145V147L244 148L243 152L241 153ZM10 157V156H9ZM240 157V156H239ZM2 158V157H1ZM223 158V157H222ZM226 158V157H225ZM242 158V157H240ZM239 158V159H240ZM251 158V159H250ZM5 159V158H4ZM3 159V161H5ZM227 159H229L227 157ZM1 160V159H0ZM9 160V159H8ZM221 160V158H220ZM229 161V160H228ZM241 161V160H240ZM2 162V161H1ZM0 162V163H1ZM10 162V161H8ZM222 162V161H221ZM227 162V161H226ZM243 162V163H244ZM247 162V163H248ZM7 163V160L6 162ZM23 163V162H22ZM22 163L20 162L19 164L22 165ZM232 163V162H231ZM234 163V162H233ZM250 163V164H251ZM2 164V163H1ZM8 164V163H7ZM10 164V163H9ZM249 164V163H248ZM261 164V163H260ZM3 165V164H2ZM6 165V164H5ZM87 165V164H86ZM85 165V166H86ZM233 165V164H232ZM238 165V164H236ZM245 165V164H244ZM252 165V164H251ZM259 165V164H258ZM4 166V165H3ZM17 166V165H16ZM70 166V165H69ZM94 166V165H93ZM92 166V167H93ZM226 166H230V165H226ZM18 167V166H17ZM73 167V166H72ZM218 167V166H217ZM247 167V166H246ZM245 167V168H246ZM256 167V166H255ZM220 168V167H219ZM237 168V166H236ZM249 168V167H248ZM20 169V168H19ZM96 169V168H95ZM223 169V168H222ZM238 169V168H237ZM251 169V168H250ZM256 169V168H255ZM18 170V168H17ZM93 170V169H92ZM210 170V168H209ZM219 170V169H218ZM235 170V169H234ZM239 170V169H238ZM260 170H263L264 169H260ZM94 171V170H93ZM222 171V170H221ZM10 172V171H9ZM207 172V171H205ZM214 172V171H212ZM11 173V172H10ZM222 173V172H220ZM236 173V172H235ZM205 174V173H204ZM244 174V173H243ZM252 174V173H251ZM7 175V173H6ZM73 175V174H72ZM224 175V174H223ZM254 175V174H253ZM251 175V176H253ZM259 175V174H257ZM92 176V175H91ZM229 176V174L227 175ZM11 177V176H10ZM230 177V176H229ZM250 177V176H249ZM257 177V176H256ZM210 178V179H209ZM245 178V177H244ZM93 180L92 177H85L84 180L89 182V180ZM224 179V178H223ZM225 179V180H226ZM248 179V178H247ZM255 179V178H254ZM10 180V179H9ZM83 180V182H84ZM250 180H252L250 178ZM249 180V181H250ZM257 180V179H256ZM95 181V180H94ZM255 181V180H253ZM246 182V181H245ZM251 182V181H250ZM250 182H246L249 183V185H251ZM15 183V182H14ZM85 183V182H84ZM97 183V182H96ZM263 183V182H262ZM1 184V183H0ZM93 185V183H91ZM244 184V185H246ZM14 185V184H13ZM22 185V184H21ZM86 185V184H85ZM88 185V184H87ZM254 185V184H253ZM252 185V186H253ZM259 185V184H258ZM262 185V184H260ZM89 186V185H88ZM222 186V187H221ZM243 186V185H242ZM241 186V187H242ZM248 186V185H247ZM240 187V186H239ZM246 187V186H245ZM263 187V186H261ZM89 188V187H88ZM251 188V187H250ZM11 189V192H12V189L13 186L11 184H9L8 182L1 186L0 185V247H2V249L7 252L11 247L12 245L11 244H14L16 241L19 242V240H22V239H32V240H37L39 239V235L41 234L42 231L44 230H49V231H52L55 233V235H58V231L61 229V224L59 222L60 220V217L62 214L60 209H58V206L56 207L57 209H54V216L52 214H48L50 215V217H46L44 213L46 209L43 210V207L42 205L40 204V202H33L32 200V205L30 202L29 205L25 204V201L27 200H23L24 199V194L25 193H21L22 195V203L20 204L19 202L20 201H17V199H9V197H7L8 195V192L9 190ZM16 189V188H15ZM244 189V188H243ZM254 189V188H253ZM224 190V188L222 189ZM237 190V189H236ZM235 190V191H236ZM251 190V189H250ZM250 190L248 192H250ZM14 191V190H13ZM18 192V190H16ZM24 191V190H22ZM208 191V190H207ZM213 191V190H212ZM221 191V190H220ZM234 191V190H233ZM242 191V190H241ZM245 191V190H244ZM256 191V190H255ZM89 192V191H87ZM237 192V191H236ZM19 193V192H18ZM206 193V192H205ZM223 193V194H222ZM135 194H138V197L136 196L135 197ZM212 194V193H211ZM240 194V193H239ZM244 194V193H243ZM255 194V193H254ZM260 194V193H259ZM262 194V193H261ZM31 195H34V194H31ZM36 195V194H35ZM34 195V196H35ZM92 195V194H91ZM264 195V194H263ZM209 196H210V193H209ZM211 196V197H212ZM16 197V196H14ZM19 197V196H18ZM40 197V196H39ZM38 197V199H39ZM128 197V198H127ZM224 197V196H223ZM222 197V198H223ZM238 197V196H237ZM254 197V196H253ZM256 197V196H255ZM263 197V196H262ZM26 198V197H25ZM43 198V197H42ZM124 198V199H123ZM218 198V197H217ZM235 198V196H234ZM233 198V200H234ZM246 198V197H245ZM45 199V198H44ZM221 199V198H219ZM230 199V198H228ZM240 199V198H239ZM255 199V198H254ZM253 199V200H254ZM35 200V199H34ZM42 200V199H40ZM57 200H58V197H57ZM57 200L55 199V204L57 203ZM225 200V199H224ZM231 200V199H230ZM232 200V201H233ZM262 200V199H261ZM263 203V201H261ZM228 201V200H227ZM231 201V202H232ZM249 201V200H248ZM54 202V201H53ZM97 202V201H96ZM98 202V203H100ZM209 202V200H208ZM220 202V200H219ZM222 202V201H221ZM235 202V201H234ZM245 202V201H244ZM243 202V203H244ZM239 203V202H238ZM237 203V204H238ZM247 203H258V201H250V202H247ZM51 204V203H50ZM210 204V203H209ZM220 204V203H219ZM242 204V202H241ZM240 204V205H241ZM255 204V205H256ZM53 205V203H52ZM57 205V204H56ZM60 205V203H59ZM202 205V206H201ZM214 205V204H212ZM227 205V204H226ZM231 205V203H230ZM244 205V204H243ZM254 205V204H253ZM254 205V206H255ZM260 205V204H259ZM45 206L46 203H45ZM94 206V205H93ZM100 206V205H99ZM210 206V205H209ZM216 206V205H215ZM219 206V205H218ZM229 206V205H228ZM236 206V205H235ZM239 206V205H238ZM245 206V205H244ZM249 207V205H247ZM258 206V205H257ZM262 206V204H261ZM115 207V206H114ZM122 207V206H121ZM224 207V206H223ZM237 207V206H236ZM246 207V206H245ZM251 207V206H250ZM253 207V206H252ZM264 207V206H263ZM116 208V207H115ZM202 208V209H201ZM228 208V207H227ZM235 208V207H234ZM241 208V206H240ZM247 208V207H246ZM245 208V209H246ZM254 208V207H253ZM256 208V207H255ZM226 209V208H225ZM232 209V208H231ZM252 209V208H251ZM262 209L260 206H258L255 211L253 209V213H251V211H248L250 212L249 214L246 215V217H243L244 215H240V212H239V216H242V219L240 220V218L237 220H233L235 222L231 223V220L229 222H227V225H231V224H238L237 221L240 220V224L242 225L241 226V231L239 233V238L241 239L243 236L242 234H247L249 235L248 233L251 231V228H255V227H258L261 225L262 222H264V212H262ZM197 210V209H196ZM209 210V209H208ZM235 210V209H234ZM53 211V210H52ZM211 212L212 209L210 210ZM231 211V210H229ZM233 211V210H232ZM231 211V212H232ZM242 211H244V209H242ZM241 211V212H242ZM247 211V210H245ZM264 211V210H263ZM46 212V211H45ZM51 212V211H50ZM195 212V211H194ZM216 212V211H215ZM235 212V211H234ZM238 212V211H237ZM247 212V213H248ZM259 212H261L262 215L259 214ZM17 213V214H16ZM185 213L187 217H185V215L183 214ZM196 213V212H195ZM230 213V212H228ZM199 214V213H198ZM200 214V215H201ZM206 214H208V212H205V216L206 217ZM219 214V212H218ZM246 214V212H245ZM47 215V216H48ZM52 215V216H51ZM56 215V216H55ZM212 215V214H211ZM217 215V213H216ZM223 215V213H222ZM233 215V213L231 214ZM231 215H228V216H231ZM60 216V217H59ZM192 216V215H191ZM221 216V215H219ZM227 216V215H226ZM198 217V216H197ZM196 217V218H197ZM59 218V219H58ZM220 218V217H219ZM230 218V217H229ZM228 218V220H229ZM234 218V217H233ZM62 219V217H61ZM191 219V218H189ZM201 219V218H200ZM208 219V218H207ZM213 219V218H212ZM192 220L193 217H192ZM196 220V219H195ZM189 221V220H188ZM205 221V220H204ZM219 221H222L219 219ZM197 222V221H196ZM210 222V220H209ZM225 222V220H224ZM182 223V224H180ZM186 223V224H185ZM189 223V222H188ZM207 223V221H206ZM213 223V222H212ZM211 223V224H212ZM213 224H216V228L218 226L221 227V224H219L218 220L217 222H214ZM212 224V226H214ZM183 227H182V226ZM235 225V226H236ZM237 225V227H238ZM224 226V225H223ZM222 226V227H223ZM233 226V225H232ZM234 226V227H235ZM261 226H264V223L263 225ZM189 227V228H188ZM214 227V228H215ZM226 227V226H225ZM236 227V229H237ZM185 229V230H182V229ZM194 228V229H193ZM202 228H204L202 226ZM260 228V227H259ZM258 228V229H259ZM262 228V227H261ZM168 229V228H166ZM193 229V230H192ZM212 229V228H210ZM225 229V228H224ZM227 229V228H226ZM229 229V228H228ZM227 229V231H228ZM239 229V228H238ZM257 229V228H256ZM199 230V229H198ZM255 229L252 230V232H254ZM220 231V229H219ZM218 231V232H219ZM234 231V229L232 230ZM257 231V230H256ZM148 232H150L148 236ZM166 232V231H165ZM168 232V231H167ZM167 232L165 234H167ZM217 232V231H216ZM221 232H222V229H221ZM219 232V233H221ZM223 232H226L223 231ZM238 232V231H237ZM236 232V233H237ZM250 232V233H252ZM258 232V231H257ZM173 233V232H172ZM197 233V232H196ZM203 233V232H202ZM229 233H230V230H229ZM229 233H227V235H229ZM231 233H234V232H231ZM171 234V233H170ZM176 234V233H175ZM213 234V232L211 233ZM253 234V233H252ZM261 234V233H259ZM258 234V235H259ZM163 235V233L161 234ZM174 235V234H173ZM177 235V234H176ZM201 235V234H199ZM207 235V234H206ZM209 235V234H208ZM218 235V234H217ZM225 235L222 234L219 236H223ZM225 235V236H227ZM235 235V234H234ZM238 235V234H237ZM246 235V236H247ZM254 235V234H253ZM252 235V236H253ZM262 235V234H261ZM134 236H137L138 237V241H139V244H135L136 242L132 240L131 244H133L134 246H131L133 249H135L134 251H137V253L139 252V254H134V252H130V248H129V245L128 243H130V240L132 237ZM160 236V235H159ZM193 236V235H192ZM196 236V234L194 235ZM212 236V235H211ZM210 236V237H211ZM216 236V235H215ZM230 236V235H229ZM228 236V237H229ZM232 236V235H231ZM245 236V238H246ZM250 236V235H249ZM248 236V237H249ZM255 236V235H254ZM54 237V236H53ZM201 237V236H200ZM203 237V236H202ZM205 237V236H204ZM203 237V238H204ZM217 237V236H216ZM224 237V236H223ZM159 238V237H158ZM157 238V239H158ZM180 238V239H181ZM202 238V239H203ZM215 238V237H214ZM226 238V237H224ZM230 238V237H229ZM251 240V237H249ZM262 238V237H261ZM205 239H208L207 237ZM223 239V238H222ZM253 239V238H252ZM59 240V239H58ZM156 240V242H155ZM159 240V239H158ZM204 240V239H203ZM211 240V239H210ZM214 240V239H213ZM212 240V241H213ZM228 240V238H227ZM233 242H234V239H232ZM244 240V239H243ZM256 240V239H255ZM66 241V240H65ZM137 241V240H136ZM181 241V240H180ZM202 241V240H201ZM206 241V240H205ZM217 241V240H216ZM215 240L213 242H216ZM248 241V239H247ZM21 242V241H20ZM135 242V243H134ZM196 242V243H197ZM209 242L211 241H208V244ZM212 242V243H213ZM222 242V241H221ZM228 242V241H227ZM232 242V241H231ZM238 242V240L236 241ZM240 243H244L242 240L239 241ZM195 243V244H196ZM201 243V242H200ZM199 243V245H200ZM207 243V241L205 242ZM225 243V242H224ZM223 243V245H224ZM235 243V242H234ZM233 243V244H234ZM239 243V245L241 246V244ZM19 244V243H18ZM24 244V243H23ZM186 244V243H185ZM188 244V245H189ZM203 245V243H201ZM211 244V243H210ZM209 244V245H210ZM222 244V243H221ZM237 244V243H236ZM235 244V246H236ZM247 244V243H246ZM250 244V243H249ZM30 245V244H29ZM32 245V244H31ZM146 245V246H144ZM178 247H177V246ZM192 245V244H191ZM198 245V246H199ZM214 245V243H213ZM216 245V244H215ZM228 245V244H227ZM238 245V246H239ZM261 245V244H259ZM14 246V245H13ZM142 246H144L142 248ZM197 246V245H196ZM263 246V245H262ZM41 247V246H40ZM147 248H150V249H154V251H152L151 253L150 252H146L145 249ZM164 247H167V250H164ZM190 247V245H189ZM203 247V246H202ZM206 247V246H205ZM218 247H219V244H218ZM229 247V246H228ZM227 247V248H228ZM233 247V246H232ZM231 247V248H232ZM245 247V246H244ZM251 247V246H250ZM249 247V248H250ZM13 248V247H12ZM25 248V246H24ZM61 248V247H60ZM131 248V249H132ZM145 248V249H144ZM193 248V247H192ZM197 247L193 248V249H196ZM215 248H217V245L216 247L213 246V249L215 250ZM220 248H222L220 246ZM247 248V247H245ZM261 248V247H260ZM264 248V247H263ZM141 249H144V250H141ZM149 249V250H150ZM186 249V247L184 248ZM225 249V248H224ZM2 250V251H3ZM31 250V249H30ZM33 250V249H32ZM44 250V249H43ZM139 250V251H138ZM206 250V249H205ZM212 250V249H211ZM213 250V251H214ZM219 250V249H217ZM223 250V249H221ZM234 250H237L234 249ZM239 250V249H238ZM254 250V249H253ZM21 251V250H20ZM132 251V250H131ZM161 251H165V253L163 254V252ZM190 251V249H189ZM212 251V252H213ZM226 251V249H225ZM262 251V250H261ZM67 252V251H66ZM69 252V251H68ZM211 252V251H210ZM229 252V251H228ZM12 253V252H11ZM36 253V252H34ZM216 253V251H215ZM219 254V252H217ZM13 254V253H12ZM26 254V253H25ZM31 254V253H30ZM29 254V255H30ZM227 254V253H226ZM230 254V252H229ZM228 254V255H229ZM239 254V253H238ZM14 255V254H13ZM22 255V254H21ZM35 255V254H34ZM212 255V254H211ZM214 255V254H213ZM227 255V257H228ZM231 255V254H230ZM232 255L233 252H232ZM240 255V254H239ZM262 256H258V257H255L258 261L257 264H264V252H262L261 254ZM10 255H7L4 257V264H18L17 261H13V259L11 257H9ZM22 256H25V255H22ZM33 256V255H32ZM216 256V255H215ZM218 256V255H217ZM241 256V255H240ZM17 257V256H16ZM15 257V258H16ZM58 257V256H57ZM211 258L213 256H210ZM223 259L225 256H222ZM244 257V256H243ZM249 257V256H248ZM28 258V257H26ZM31 260L32 258L29 257ZM230 258V257H229ZM232 258V257H231ZM239 258V256H238ZM236 258V259H238ZM254 258V260H255ZM22 259V258H21ZM21 259H20V262H21ZM200 259V258H199ZM204 259V258H203ZM216 259V258H215ZM222 259V260H223ZM240 259V258H239ZM243 259V258H242ZM240 259V260H242ZM247 259V258H246ZM26 260V259H24ZM191 261V263H188L187 261ZM205 260V259H204ZM203 260V261H204ZM209 260V258H208ZM251 260V258H250ZM77 261V260H76ZM203 261L202 264H203ZM224 261V260H223ZM229 261V260H228ZM227 261V263H228ZM236 261V260H235ZM248 261V260H247ZM253 261V260H251ZM57 262V261H56ZM130 262V261H129ZM196 262V261H195ZM205 262V261H204ZM215 262V261H214ZM222 262V261H221ZM232 262V261H231ZM243 262V261H242ZM246 262V261H245ZM47 263V262H46ZM135 263V262H134ZM207 263V262H206ZM213 263V262H212ZM224 263V262H223ZM250 263V261H249ZM254 263V262H253ZM22 264V263H20ZM26 264H40L39 261H33V262H30L29 261H26ZM128 264V263H127ZM130 264V263H129ZM194 264V263H193ZM216 264V263H215ZM220 264V263H219Z\"/></svg>",
    "mask_w": 264,
    "mask_h": 264
},
{
    "label": "water",
    "instance_id": "3",
    "mask_svg": "<svg viewBox=\"0 0 264 264\" xmlns=\"http://www.w3.org/2000/svg\"><path fill=\"white\" fill-rule=\"evenodd\" d=\"M31 4L28 0H0V28L16 24L25 6ZM0 264H4L3 261L0 260Z\"/></svg>",
    "mask_w": 264,
    "mask_h": 264
}]
</instances>
